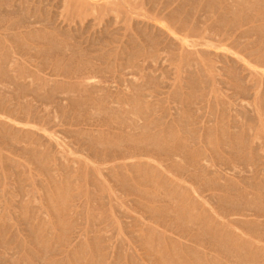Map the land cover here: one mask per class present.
Returning a JSON list of instances; mask_svg holds the SVG:
<instances>
[{
    "label": "rangeland",
    "instance_id": "374dc122",
    "mask_svg": "<svg viewBox=\"0 0 264 264\" xmlns=\"http://www.w3.org/2000/svg\"><path fill=\"white\" fill-rule=\"evenodd\" d=\"M17 1L18 0H11V1L10 0L9 1L8 0H0V10L3 12L4 9H7V10L12 9V7L16 4L15 2H17ZM38 1H40L41 3ZM107 1H111V0H100V1L99 0L98 1L97 0H79V1L78 0H76V1L70 0L69 2L68 1L64 2V0H47V1L46 0H29V1L28 0H19V4L15 5L14 6L15 8L13 7V9L16 10V8H19L18 7L19 5L21 6L20 7L21 11L19 12L17 10L18 13H16V15L21 13L22 11L24 12V10H26L25 11L26 13L25 12L21 13L23 18L28 16V19L25 18V20L26 19L27 20L33 19L34 15L37 16V17L36 16L34 17V19L36 18V20L38 18H40V19L42 18L43 21H44V19L47 21V19L49 18L48 21L50 22L51 18L54 19L53 17H56V19H55L56 21L58 20L57 22L56 21L54 22L56 24L50 25V23L48 21L46 22V24H44L45 21L43 23V21H41L39 19L42 23L37 24V28L40 27L42 29L44 27L43 30H45V28H46V31L45 32L41 31V34L44 33V35H46L48 33L46 35L47 37H45L44 39L42 38L44 36L41 37L42 40H40V42L39 41L36 42L35 38H34L35 40L31 39L32 37L29 38L28 37L29 35L26 37V34L23 33L24 31H22L24 29L23 27L20 29H19V27H17L18 29L16 28L15 30L14 29L13 30H5L4 29L8 24L10 25V24H13L15 22H18L20 20V18H22L21 14H20V18H19V16L16 17L14 15L15 13L12 15V16L16 17V19H17V21H14L13 23H12V20H14L13 19L14 17L11 18V16H8V18L10 17L12 20L8 19V18L6 20H3V21L0 20L3 23H5L4 28L0 29V36L3 38L1 44L2 45L4 44V46L1 47V49H2V51L5 49L7 50V48H8V50H11L12 52L11 51H9V52L14 53L20 59L23 66L25 67V69L27 68L26 72H28L30 75H32L31 77L34 76L33 78L28 77V79H26L27 81L25 80L26 83L30 79L33 80L34 82H36V81L40 80L42 77H44L43 80L53 79V82H51V83L44 81L46 85L44 84L42 79L40 80L46 87L41 86L42 87L41 90L39 89L38 91L39 92L42 91V92L39 95L35 94L36 98L34 97L31 99L30 96L32 97L33 96L32 94L27 95V96H29L27 98L26 96H24L22 94H18L16 91L9 93V96H8L9 99H7V101H6L7 106H11V105L13 106L14 105L16 107L18 104V106H20L22 109L19 108V110H16V111H18L16 113H15V111L13 113L11 111L9 115H8L9 112H7V111H6L7 113L6 112H0V121L2 123H4V124H2L0 122V131L3 132V133H0V135L2 134L3 136H5L4 134L6 133V131L9 128H11L6 133L7 137L6 136L3 137L2 135L1 136L3 138L0 137V245L3 246L2 248H0V264H36V263L37 264H45V262H46V264H49V263L51 264V262L53 264H67L68 262H69V264H76V263L77 264H88V263L89 264L90 263L91 264H101V262H102V264L103 263L104 264H136V263L137 264H139V263L140 264H168V263L171 264V261H172V264H180V263L181 264H189L190 262H191V264H201V263L204 264L203 263V262H205L204 258L208 262H210L211 264H222L221 262H223L225 264H231V263H229L231 260L235 264H236V262H237V264H240V263L241 264L242 263L243 264H246V263L247 264H251V263L264 264V253H261V251H259V249H258L261 245L264 246V240H263L264 238L262 240L260 239L264 236V233H263L264 228H262V227H264V224H263L264 207L262 208V205L258 204L261 201L264 203V196H263L264 195V187H262V186H264L263 185L264 184V60H263L264 59V49H261V48H264V45H263L264 40H262L264 38L262 36H264V35H261V34L259 35L258 31H256L255 32L256 35L254 34L253 36L248 37L246 40L244 39L245 41L248 40L247 41L248 44H246V45H248L249 48H248V46L246 48L245 45L236 46V44H233L232 39H234L235 35L232 38H230L229 40L225 39L224 40L225 42L223 43L222 36L225 33H222V32H224L223 31L224 29L222 27H219L221 25L220 24L221 21L218 19H220V18H218V19L215 18L214 20L216 22L213 20H211V21L205 20L206 22L210 21L208 23L202 22V21H204V18L207 17L206 15H210L207 10L205 12V10L202 8L203 5H205L206 0H203V1L198 0L201 2L200 4L197 2V0H195L196 3L198 4V6L200 7L198 9H197L198 6L195 2L194 3L190 2L188 4V6L187 5L184 6V7H187L188 9H189V7L191 8V6H192L191 9L196 8L197 11H199V10L201 11L203 9L202 12H204V13L202 15H201L202 12L197 13V11H195L196 9H193L194 11L193 10L190 11L191 9L188 10L187 8H183V10L178 14V16H180V14H181L180 17H177V15L175 17H173L174 19L177 18L176 19L177 21L174 20L172 18V16L170 19L169 15L168 16L167 15H164V16L152 15V16L148 17L145 15V14H147L145 9L143 8L144 10H142L140 8V6L134 7V8L137 11L142 10V12H140L141 14H139V15L131 14L130 15L131 17H128L129 18L128 19V18H126V15H124L125 13H122L119 11L124 10V7H132V6H130L128 3H127V5L126 4L119 5L117 3L106 4ZM144 1H145L144 7L149 8V6H150L149 0H144ZM157 1L159 2L161 0H157ZM220 1L223 2L224 0H220ZM35 2H36V4H35ZM80 2L83 4H81ZM88 2L103 3L104 7L100 8V9L98 8L99 13L97 11L94 12L92 10H91L92 11L91 12L89 10V3ZM37 3H39V6H37L38 5ZM73 3H76V4L74 5ZM71 5H73V6H71ZM4 6H5V8H4ZM24 6L29 7V9L28 8L25 9ZM31 6L33 8H36V10L38 8L39 9L41 8V9L38 10V12L37 11L35 12V9L33 11ZM42 7H44V9H42ZM76 7H77V10H76ZM110 8L114 9L115 11H106V9L109 10ZM22 9H24V10H22ZM44 10L45 11L48 10L47 13ZM27 11H29L28 13H30V11H31L32 14H33V12L37 13V14H34V15H32V17H30L31 15L30 16L27 15L28 14ZM79 11H81V12H79ZM185 11L189 12V13H186ZM41 12L42 13L45 12L47 14L46 15L47 19H46V17L43 18V16H45V15H42ZM182 12H185V13H182ZM193 12H195V13H193ZM1 14L3 15L5 13H1ZM23 14H25L27 16L24 17ZM56 14L58 16H56ZM186 14L188 16L190 14V16L188 17ZM191 14H194L195 17H197L198 22L196 21L197 20L196 18H192V17H194V15H191ZM204 14H206V15H204ZM184 15H186V16H184ZM200 15H201V17H203V15L205 16V17H203L202 21H200L201 20ZM198 16H199V18H198ZM29 17H30V19H29ZM96 17L102 18V20L97 21ZM167 17L169 18V20H167ZM130 18H133V19H130ZM190 18L193 20L195 19V21L197 22V25H195L196 22L195 21L192 22V20H190ZM257 18L259 20H257ZM257 18H255V20H257V22H255L256 24L257 23H262V24L264 23V19H263L264 15L263 14L262 15L260 14V16H258ZM110 19H112V20H110ZM186 19L189 22H187ZM7 20H10V21H8V23L6 25ZM107 20H109V21H107ZM261 20H262V22H261ZM95 21H96V23L94 24L93 22H95ZM136 21H139L137 25H136ZM212 21L214 22V24H212L213 23ZM107 22H108L109 26L107 25ZM111 22H113V25H110V24H112ZM191 22L193 24H191ZM180 23H182V24L180 25ZM216 23H218V25H217L218 26L217 28H219V29H217L218 32H217V30H214V28H216V26H210V25H216ZM2 24H1L0 28L2 27ZM42 24H44L45 26L47 25L48 27L50 25L52 27H51V29H49V28L43 26ZM198 24H200V25H198ZM202 24H204V25L210 24V25H207L208 27L202 30L201 28L204 27V25H202ZM54 25L55 26L57 25V27H53ZM81 25H83V26H81ZM103 25H104V27L105 26L106 27L103 28ZM175 25L177 27H180V28H177ZM178 25H180V26H178ZM59 26H61V27H59ZM89 26H90V28H89ZM186 26H187V28H186ZM188 26H190V29H191L190 31H189ZM193 26H195V27L193 28ZM69 27H71V28L69 29ZM86 27L90 31L87 30V32H86ZM224 27H225V25H224ZM54 28H56V29L53 30L54 31L53 32L52 29H54ZM61 28H63V29H61ZM72 28L77 32L73 31ZM175 28H177V29H175ZM198 28H199V30H201V33L204 30H205V32H203V34H201L197 30ZM210 28H212L211 30H214L212 32L213 36L211 34L209 35L210 32H208V31L210 30ZM220 28H222L223 30H221ZM226 28H229V27H227V25H226ZM80 29H83V30H80ZM99 29H101V30H99ZM102 29H106V30L108 29L107 31L109 33L106 30H102ZM67 30L70 32H68ZM97 30H98V32L99 31L100 32L98 33ZM192 30L194 31V33H192ZM219 30H220V32L222 31L221 32L222 34L219 32ZM226 30H229L232 33L233 29H231V30L225 29V31ZM61 31L62 32L65 31V34H66V32H67V34L64 35V34H62ZM102 31H106L108 33V35L110 34V36L113 32H115V31L116 32L113 33L111 37H109L107 35H106L107 36L106 37L104 34H107V33L103 32L104 33L103 34ZM84 32H85V34H84ZM15 33L16 34L18 33L17 36L19 34H21V35L23 34L22 37H24V38H22L21 35L18 37H20L22 40H19L18 37H15L19 40V41L17 40L18 43H20V41H21V43H20V45L17 43V46L15 44L16 47L14 49V45H12V44H14V42H12V40L14 41L16 39H12V36L11 37L8 36V38H10V41H9L7 38V35H12ZM78 33H80V34H78ZM90 33H91V35H90ZM97 33L99 35H97ZM190 33H192V34H190ZM207 33H208V35H207ZM81 34H83V35H81ZM198 34L200 35L199 37H197V36L194 37V35H198ZM80 35H81V37H80ZM99 36L100 37L103 36V37L99 38ZM149 36H150L151 40L149 39ZM203 36H206V38H202ZM207 36L209 38L210 37H212V38H210V40H209V38H207ZM91 37H93V39ZM154 37L156 38V40H154ZM216 37H217V39H216ZM27 38H29V41ZM48 38H52V39L50 40ZM56 38L58 39L57 42L59 41L58 43L55 40ZM61 38L65 39L66 41L62 40ZM87 38L89 39V42H88ZM105 38H107V39H105ZM131 38L133 39V41L135 40L136 43L134 41V44H133V42L131 41L132 40ZM164 38H166V39H164ZM258 38H260L262 41ZM23 39H25V40L27 39L26 40L27 43L25 42L26 44L23 42L24 41ZM45 39H46V41L48 39V43L47 42L44 43ZM60 39L62 41H64L63 42L64 44L60 42L61 41ZM147 39H149V40L147 41ZM170 39H171V41H170ZM172 39L174 41H172ZM257 39L259 40L258 43H257V41H258ZM33 40L35 43H33ZM90 40H92V41H90ZM100 40H101V42H100ZM104 40H105V42H104ZM126 40L131 41V42L127 41V43L129 45L126 43ZM219 40L222 42L219 43L220 42ZM17 41H15V43ZM51 41L54 42L53 46H52L53 43L51 44ZM72 41L77 42V43L80 42L81 44L79 43V46H76V49H75L73 47H75L76 43H74L75 44L74 46H72L73 44L71 45L70 43H67V42L73 43ZM96 41H97V44H96ZM154 41H156L155 44L157 46L154 44ZM193 41H208L210 44L195 46V45H193ZM10 42H12V44ZM55 42L57 44L60 43L61 44V45L59 44L60 47H58L59 45H57ZM147 42H149L150 45ZM249 42L251 44H249ZM105 43H107V44H105ZM151 43H153V44H151ZM170 43H171V45H170ZM259 43H260V45H259ZM22 44L26 45V47L28 46V48L25 49V47H23ZM30 44H32V45H30ZM34 44H35L36 49H37V47L40 46L37 50H39L40 53H43V54L38 53L39 51L37 52L36 50H35V52L31 51V49L33 51L35 49ZM45 44L47 45L46 46L47 48H45ZM55 44H56V46H55ZM69 44L72 46V49L69 48V46H70ZM88 44L91 47L88 46ZM94 44H96V45H94ZM112 44L114 46H112ZM123 44H124V46H123ZM253 44H255V45H253ZM18 45L20 47L21 46L23 47V48L22 47L21 48L25 50L24 52H26V51H28V52L24 53L22 49L18 50V49H20V47ZM29 45H30V47H29ZM48 45H50V46H48ZM168 45H169V47H168ZM172 45H173V47H172ZM63 46L66 48L68 47L69 49H65V48H63ZM134 46H136L137 48ZM151 46L154 48H157L153 52L154 54L159 55L158 59H157L158 61L155 60L156 62L150 58V56L151 57L155 56L153 53H151L152 55L149 54L150 52H152V49H150ZM233 46H236V47L234 48ZM243 46L246 50L247 49H249V50L248 51L242 50L241 48H243ZM251 46H253V48ZM261 46H263V47H261ZM41 47L43 49L45 48L46 51L49 48L48 52L47 53H44V51L41 52L43 50ZM56 47H57V49H56ZM79 47H81V48H79ZM89 47L91 48L92 51L91 50L87 51V50H89L88 49ZM117 47H118V49H117ZM138 47H139V51H137ZM77 48L80 52L82 51V53L83 52L85 53V55H83L81 59H80V57H81L80 55L79 56L77 55L78 57L76 55L74 56L73 49H75V51H77V54L80 53V52H78ZM124 48L127 50H125ZM50 49H52V50H50ZM53 49L55 50V53H57V54H58V52L60 53L62 50L63 51L61 53L66 52V50H68L66 52L67 54L65 53V55H64L65 56L64 58H66L67 60H65V62L62 61V62H64V64L62 62L58 61V59L60 60V57H62L60 54H58V55H60L59 57H56L58 55L55 56L54 52H51V51H53ZM83 49H84V51H83ZM116 49H117V51H116ZM134 49H135V52L136 51L139 52V54L136 52L137 53L136 57H135L136 53L134 52ZM148 49H150V51ZM199 49L201 52H199ZM69 50L70 51L72 50V52H70ZM141 50L142 51L144 50V52H142ZM238 50H240V51H238ZM241 50H242V52H241ZM256 50H259V51H257L258 53L256 52ZM15 51H18V53L20 55L16 54L17 52H15ZM20 51H21V53H20ZM30 51H31V53H30ZM22 52H23V55L25 54V56H21ZM50 52H51V54H53L52 56L54 57V60H53V57H51V55L49 54ZM68 52H69V54H68ZM132 52L135 55L132 54ZM155 52H158V53H155ZM191 52H193V53H191ZM203 52H205V53H203ZM27 53L30 55H28ZM34 53H35V55H34ZM70 53H71V55H73L75 57V58H73V60H75L76 62L70 60V59H72L71 57H73L70 55ZM128 53H130L129 57L131 58V61L129 60L130 58L127 57ZM248 53L253 54L252 56L250 54L251 58H250V56H248ZM31 54H33V55L31 56ZM46 54H48V56ZM75 54H76V52H75ZM86 55H87V59L85 58ZM100 55H102V56L100 57ZM130 55H134V57L130 56ZM30 56H31V58H30ZM68 56H71V57H68ZM139 56H141V58ZM76 57L78 60H76ZM83 57L86 60L83 59ZM92 57H95V58H92ZM132 57H133V59H132ZM42 58H44V59L47 58V59L51 60V63L49 60H48L49 62L46 63L45 60ZM88 58H89V61H87ZM107 58H109V59H107ZM142 58H143V60H142L143 65L141 63H139V61H141ZM194 58H197L198 61H197V59L195 60ZM257 58H259L257 60V62L260 61L258 63L255 62V59H257ZM93 59H94V61H93ZM97 59H98V61H97ZM125 59H127V60H125ZM150 59L153 61L152 63H150ZM261 59H262V61H261ZM41 60H43V61H41ZM55 60H57L58 62ZM90 60H92V61H90ZM35 61H37V62H35ZM40 61L42 62L41 65H40ZM68 61H69L70 68L72 66L71 69H74V67H77L76 63L78 61H80V62H78V66L80 65L79 67H81V68L83 67L82 69H87V68L91 69V66L93 69H97L96 67H99V66L102 69L104 68L102 70L99 67L98 72H95V75L101 76V77H97V78H102V77H107L110 79L114 78L115 82L113 83V85L116 84L117 88L115 87L116 89H113L114 87H112L113 91H112V89L107 90V92L101 91L100 93H102L103 97H104V95H106L104 97L105 99L103 98L102 101L100 99L102 96L98 92H97V95H95L96 94V92H95V94L94 93H93L94 95L91 94L89 96V98L88 97L84 98L85 103L83 101H80V103L83 102V103H81L83 106V107H81L82 111L80 108H78L79 109L78 110L76 106L71 104L72 103L70 101L71 99H66V100L64 99L63 101L61 100V102H60V100L57 99V101H56V100H54L56 98H53V100L55 102L52 101L51 96L48 92L50 87L56 85L57 84L56 81L60 83L63 81L68 82V80H69L63 74L64 73L63 69L65 70V68L67 67V66H65V64H67ZM188 61H190V62H188ZM191 61H193L194 63H192ZM71 62H73V63L75 62L74 66L72 65L73 63L70 64ZM89 62H92V65H91V63L89 64ZM93 62L97 63L99 65H97V64L94 65ZM127 62H129V63H127ZM54 63H56V64H54ZM133 63H134V65H131ZM190 63H192V65ZM46 64H47V66H46ZM52 64H54L53 67H52ZM140 64L142 65L143 68L141 67ZM43 65H45V66H43ZM136 65L138 67H136ZM58 66H59L60 71L58 69ZM61 66L64 68L61 69L62 68ZM192 66L193 67L196 66V67L193 69ZM197 66H198V70H200V72H202V74L200 72H198ZM234 66H235L236 73L231 72L232 69H233L232 71H235L233 68ZM200 67H203L204 69L200 68ZM226 67L229 69H227ZM53 68H54V70H53ZM33 70L36 73H34ZM191 70H195L197 72L194 73V71H191ZM57 71L60 72V74ZM104 71H105V74H107V75H105L103 73ZM134 72H136V74ZM190 72L191 73L193 72L195 74V77L197 76L196 78H199V79H196L194 77V80L196 79L198 81V85H197V83H195L197 81L193 80L194 75L191 74ZM238 72H239V74H238ZM249 73H251V74H249ZM38 74L41 76L39 77ZM130 74H132V75H130ZM53 75H55V76H53ZM188 75L192 76V77H190L191 80L189 79ZM202 75L204 76L203 78H201ZM237 75H239V76H237ZM240 76L242 79L239 78ZM205 77L207 78V80ZM210 79H212L213 81ZM22 80H24V79L22 78ZM31 80L27 84H29L30 86H34L32 88L38 87V85H39V87H40V85H43V84H39V81L37 82L38 85L36 83H33V82L31 83ZM130 80H131L132 84H131V82L129 83ZM203 80H204V82H203ZM134 81H136V82H134ZM119 82L128 84V88L126 87V85L120 84ZM47 83H49V84H47ZM51 84H52V86H51ZM140 84H141V86H138ZM145 84H149V85L146 86ZM130 85L131 86L133 85V87H131ZM134 85L139 90L141 87H143V88H141V90L138 92L136 87H135V89H133ZM170 86H171V88H170ZM44 89L46 90V92ZM47 89H48V91H47ZM14 90H16V89L14 88ZM135 90L137 91V93L135 92ZM155 90H156V92H155ZM196 90H198V92ZM120 91L122 93L124 91V93H123L124 95L120 94ZM152 91H154V92H152ZM178 91L180 92V94H179L180 96L177 93ZM14 92H15V95H14ZM104 92H106V93H104ZM113 92H114V95H113ZM127 93H129L128 96H127ZM139 93L142 95V97H141V95L139 96ZM151 93L154 95H152ZM171 93H173V94H171ZM42 94H44V95H42ZM98 94L101 97H99ZM130 94H131V96H129ZM134 94L138 95V96L135 95V97H137L135 99L133 97ZM148 94H151L152 96L151 95L148 96ZM181 94H182V96H181ZM190 94H193L195 96L194 97L192 95L189 96ZM125 95L127 96L126 97L127 99H125V102H124L122 99H124ZM40 96H42V98ZM45 96H47V99H49V96H50V99L46 100ZM76 96H78L77 97L78 99L80 98L79 95H76ZM76 96L71 95V97H74V98H76ZM107 96H108V98H107ZM113 96L116 98L114 99ZM121 96H122V98H121ZM144 96H145V98H144ZM146 96H148V97H146ZM177 96L181 97L180 99L178 98L179 102L177 101ZM93 97L94 98L97 97L99 100L97 101L96 100L97 98L93 99ZM106 98H107V101H106ZM142 98H144V99L142 100ZM81 99H83V96L80 98V100ZM91 100L92 101L96 100L99 107L96 103H92ZM126 100H128L127 103H126ZM132 100L134 103L130 102ZM24 101L27 103L25 104ZM99 101H101V102H99ZM150 101H151V103H150ZM28 102H30V104ZM144 102L146 103V105L143 104ZM19 103H21V104L24 103V104L19 105ZM102 103H104V104H102ZM85 104L86 105L89 104V105L86 106ZM105 104H107V105H105ZM111 104H112V106L116 105L115 108L110 107ZM118 104L121 105V107L124 106L123 107L124 109L119 108V109H121V112H119L118 109L116 108V107H119ZM148 104H149V106H147ZM193 104H194V106H193ZM205 104H207V105H205ZM23 105L27 108V110H25ZM28 105H30V107H33V108L28 107ZM72 105H73V107H71ZM91 105L93 107H91ZM95 105L97 106V108ZM142 105L145 107H143ZM180 105H182V106H180ZM231 105H233V106H231ZM108 106L110 107V110L113 109L111 111L112 113L111 112L107 113V112H109V111H107V110H109ZM152 106H154V107H152ZM177 106H180V109ZM240 106H242L243 108ZM246 106H248V107H246ZM105 107H107V108H105ZM129 107H131L132 110ZM29 108H30V110H29ZM98 108L103 109V110H99L100 111L99 112ZM188 108H190V109H188ZM235 108H238V110ZM246 108H248L249 110ZM114 109L116 110L115 111L116 113H120V114H118V117H121L120 115H122V113L125 112L126 116L124 114H123V116L126 117V118L125 117L124 118L127 121L123 117H122L123 119L116 118L117 117L115 115L116 113L113 112ZM135 109H137L138 111L136 112ZM147 109H148V111L149 110L150 111L148 112ZM182 109H184V110L181 111ZM239 109H241V111H243V112H246V115H244L245 113L244 114L241 113L242 116L240 114H237V113H240V112H237V111H240ZM124 110H126V111L129 110V111L126 112ZM78 111L81 112V115L79 114ZM132 111L134 114L136 112V114L139 116L137 117V115H134L132 113ZM140 111H142V112H140ZM250 111H252V112H250ZM101 112L105 113V114L99 115V114H101ZM174 112H176L177 114L180 112L179 114L181 115L180 116L181 120L179 118H177L179 116ZM183 112H185L184 115H183ZM25 113H27V114L29 113V114L27 115ZM82 113L84 116L82 115ZM85 113H87V114L85 115ZM88 113L91 115L89 117H85V116H88ZM113 113H115V114H113ZM146 113H147V115H146ZM249 113H250V115H249ZM23 114L26 115L27 117L24 116V118H26V119H23V121H20V120H22V119H20V117L23 118ZM93 114H95L96 116ZM97 114L99 116H102V119H101V117L98 118L99 116ZM111 114H113V115L111 116ZM11 115L12 116L14 115L13 118ZM92 115H93V119L92 118L89 119L90 117H92ZM29 116H30V118H29ZM94 116H95V119H94ZM114 116H116V117H114ZM162 116L163 117L166 116L165 119ZM248 116L251 117L250 120H249V118H247ZM38 117H39V120L37 121L36 119H38ZM139 117H140V119H139ZM189 117H191V120L189 119ZM198 117L199 118L201 117L203 119L200 118V120H199ZM132 118H136V119L132 120ZM144 118H147L146 122H145ZM171 118H172L173 122L171 121ZM253 118H255L257 120H255ZM41 119H42V121H45V120L53 121L52 127L50 129L41 128V125H40V124H42ZM160 119H162V120H160ZM129 120L133 122L132 123L133 127L130 125L131 122ZM164 120H166V121H164ZM174 120H175V122H174ZM183 120H185V121H183ZM251 120H253V121H251ZM47 121H45V122H47ZM89 121H91V122H89ZM92 121H94V122L92 123ZM99 121L102 123V125L100 123H98ZM138 121L140 124H138ZM161 121H164L166 124L164 122L161 123ZM186 121H190V122L186 123ZM107 122H109V123H107ZM157 122L158 123L160 122V125H162V126H160L159 124H156ZM179 122H182L181 125H179ZM193 122H195V123L192 124ZM201 122L203 124H201ZM235 122H237V123H235ZM110 123H111V125H109ZM147 123H148V125H147ZM151 123H152V125L156 124L155 127H153L151 125ZM183 123H186L187 125H189L190 126V127L188 126L189 129L187 127H185V124H183ZM135 125H137V126H135ZM144 125H146V128H144L145 127ZM164 125H166V126H164ZM173 125H175V126H173ZM235 125H237V126H235ZM142 126H144V127H142ZM202 126L204 127V131L202 130V128H203ZM140 127L144 128V129L141 128V132L139 130ZM160 127L162 128V131H161ZM176 127H178V128H176ZM15 128L19 129V130L16 129L15 132H16V134H20V136L15 134V132H14ZM90 128H92V129H90ZM107 128L111 129V132L109 130V134H111V135H108ZM120 128H121V130H120ZM130 128H132V129H130ZM135 128L136 129L138 128V130H136ZM149 128L151 130L153 129V131H151ZM186 128H187V130H186ZM196 128H197V130H195ZM200 128H201V131H200ZM5 129H7V130H5ZM93 129L96 132H94ZM114 129H115V131H114ZM123 129H126V130H123ZM159 129H160V131H159ZM175 129H176V131H175ZM24 130H26V131H24ZM27 130H30L32 132V134H35L34 135L35 137H32L31 132L27 131ZM117 130H120L121 132L120 131L119 132L122 135H126V136L130 132L137 131V132H135L136 134L138 133L137 140H135V143L134 142L130 143L127 141L126 143H129V146H128V144L125 145L126 144L125 140H123L122 138H125L126 136L125 137L122 136V138H121V135L119 133L120 137H118L117 136L118 135ZM122 130L125 132V134ZM144 130H146L147 135H150L151 137L159 136V135L162 136V137H160L161 142L163 141L164 145L167 144L165 146L166 150L165 151L164 150L159 151V150H156V148H154V147H150L148 151H145V153H148V154L143 155L141 157L127 158V159H123V158L115 159L116 158L115 156H118V154L120 156V153H121V155L122 154L125 155V154H127V152L129 153L130 151H132L130 153H138L139 148H137V144H138V141H140L139 135L142 132H144ZM155 130L156 131L158 130L159 132H156ZM85 131H87V134ZM97 131L98 132L100 131L101 133L100 132L98 133ZM172 131H173V133H172ZM188 131H190V132H188ZM221 131H222V133H221ZM11 132H13V133H11ZM74 132L77 134L76 136H73V134H75ZM88 132H92L91 135L94 138V139H92V144L88 143L90 141L89 139H86V138H89ZM162 132H164V133H162ZM184 132H188V133L186 134ZM228 132L230 134H228ZM8 133H11V134L9 135ZM29 133H30V135H29ZM94 133H96V134H94ZM102 133H104V134H102ZM151 133H152V135H151ZM171 133L173 136L171 135ZM190 133H192V137L190 136L191 135ZM212 133H213V135H211ZM220 133H221V135H220ZM21 134H22L23 139L21 137ZM106 134H107V136H106ZM165 134H168L167 137H169L170 135L172 137L170 136L168 139ZM193 134H194V136H193ZM102 135H104V136L102 137ZM163 135H164V137H163ZM182 135L185 137H183ZM188 135H189V138H188ZM223 135H226V137L228 138V139H226L227 143H225L226 141H225V139H223ZM30 136H31V138H28ZM40 136L42 137V139L37 144L36 140H39L38 137H40ZM214 136H215V138H214ZM9 137H10V140H9ZM4 138H6V139H4ZM18 138H20V139L18 141H16V139H18ZM34 138H37V139L33 140ZM44 138L45 139L47 138L48 140L49 139L52 140L53 145L48 144V146L46 148L47 144L44 143L45 142ZM163 138L166 140H164ZM170 138H172V139H170ZM190 138H192L191 140H193V141H191ZM235 138H237V139H235ZM26 139L30 140V141L28 140L29 143H27V141H25ZM97 139L100 141H97ZM109 139H110V141H109ZM116 139H118V141ZM4 140L7 142H4ZM8 140L10 142L14 141L15 142L14 144H13V142H11L14 146L10 145L11 143H8L9 142ZM113 140H114V142H112ZM171 140H175V142L174 141L171 142ZM196 140H197V142H196ZM229 140H232V141H229ZM33 141H36V142H34V144L37 145V148H36V145L34 147V144L32 143ZM85 141L86 142L88 141V142L86 143ZM119 142H120V144L122 143L121 145H124V146H121L119 144ZM173 142H174V144H173ZM192 142H194L193 143L194 145L192 144ZM235 142H237V143L235 144ZM4 143H6V145ZM40 143H43V144H40ZM94 143L95 144L97 143V145L99 143L100 147L96 148L97 145H95ZM100 143H102V144L105 143L103 145V148H105V146L107 145L105 150L102 148V146H101L102 144H100ZM238 143L241 145L243 144L242 146H244L245 148L244 147L241 148V145H239ZM29 144H30V146H29ZM44 144H46V145H44ZM227 144H228V146H227ZM15 145H18L17 147H19L21 145L22 147L20 146L21 148L19 147L17 149V147H15ZM31 145H32V147H31ZM42 145H44V146H42ZM28 146H29V149H28ZM116 146H118L120 149L119 148L116 149L117 148ZM222 146H225V147H222ZM234 146L235 147L237 146L236 148H233L234 150L230 149V147L232 148ZM14 147L17 149L16 151L14 150L15 149ZM48 147H49V149H48ZM94 147H95V149H94ZM111 148H112V150H111ZM122 148L126 149V150L124 149L126 151V153L124 152V150ZM195 148H196V150H195ZM237 148H238V150H237ZM240 148L241 149L244 148V149L240 150ZM21 149H23V150H21ZM40 149L43 151L42 153L40 152L41 151ZM134 149H135V151H134ZM175 149H176V151H175ZM34 150H37V151L39 150L38 153L40 154V156ZM47 150H48V152H47ZM95 150L97 152H99V154H97V152ZM152 150L153 151L155 150L153 152V154L151 153ZM192 150H194V151H192ZM228 150H229V152H228ZM231 150L234 153L236 152V156L233 157V155H235V154H233V152H231ZM19 151L21 152V154ZM93 151L95 152L94 154H93ZM167 151L170 152V154H169L170 156L168 154H166ZM188 151L190 153L189 155H188ZM29 152H30V155H29ZM50 152H51V155L48 154ZM164 152H165V154H163ZM182 152L184 154H186V156L184 154H182ZM26 153H27V155H25ZM34 153H37V154H35L36 159L35 158L33 159L34 156H32V155H34ZM109 154H110V156H108ZM111 154H114L113 155L114 157H111ZM162 154H163V156H162ZM244 154H245V156H244ZM95 155H97V156H95ZM205 155H207V156H205ZM188 156H189V158L187 159ZM27 157H29V159L32 158V160H29ZM103 157L106 159H104ZM205 158L208 159L209 164H210L208 166V169H206L207 167H203L200 164V163H202V159H205ZM37 159H38V162H37ZM113 159H115V160H113ZM177 159L182 164L179 161H177ZM146 160H148V161H146ZM138 161H142L143 163L146 162L144 164L145 165L147 164V166H145V165H143L142 167L136 166L134 169H131L130 167L120 168L118 165L120 163L121 164H132V163H135ZM150 161H151V163H150ZM168 161H170V162H168ZM171 161H173V162H171ZM183 161H186V162L183 163ZM39 162H42V163H40V166H39ZM165 163H168V164L165 165ZM225 163H226V165H224ZM185 165H187L189 167H187ZM144 166L146 167L145 169H144ZM229 166H230V168H232L234 166H237V167L245 166L247 172L244 173L243 176L239 177L240 175L237 173L238 174V176H237V174H235V172L232 170L231 171H225V170H230V168H228ZM83 167H85V168H83ZM192 167L194 168L193 170L191 169ZM46 168H47V171L49 172V173L47 172V174H45ZM49 168L52 171L48 170ZM77 168H78V170L76 171L75 169H77ZM108 168H110V169H108ZM140 168L142 170H145L144 173L142 172V170ZM218 168L220 170H218ZM224 168H226V169H224ZM85 169H87V170H85ZM88 169H89V172H88ZM90 169H92L93 172H95L94 174L96 176L93 175V172ZM138 169H140V170H138ZM198 169H200V170H198ZM210 169H211V172L208 171V173H206L207 170H210ZM83 170H85V172ZM127 170H128V172H126ZM212 170L216 171V172L219 171V172L214 173V172H212ZM82 171L85 174H83ZM117 171H119V172L121 171L120 174H119V172L117 173ZM131 171H132V173H131ZM190 171H191V173H190ZM50 172H51V174H50ZM80 172H81V174H80ZM122 172H123V174H121ZM196 172H199V173H196ZM231 172H234V173H231ZM52 173H54V174H52ZM124 173L127 175H125ZM111 174L113 175V177ZM248 174H249V176H248ZM144 175L146 176V178H144L145 177ZM147 176H148V180H146ZM213 176H214V178H213ZM224 176H225V178H224ZM250 176H251V178H253V179L250 178V180L253 181L252 184H251V181L249 179H246L247 177L249 178ZM142 178H143V180H142ZM159 178L161 179V182L158 181V180H160ZM95 179H98V181L100 180L103 185L100 184V181L96 182ZM242 179H244L243 182H245V183L242 182ZM128 180L130 181V183L128 182ZM221 180H223V181H221ZM143 181L146 182V183H144V185H142ZM147 181L150 185H148ZM224 181H225V183H224ZM221 183H223V184H221ZM232 183H233V185L235 184L233 187L231 186ZM249 183L254 187L250 186ZM258 183H259V185H258ZM126 184H127L126 187L123 186ZM128 184H130L132 186L129 187L130 185L128 186ZM173 184H174V186H173ZM226 184H228V185H226ZM236 184L239 186H236ZM255 185H256L257 189H256ZM96 186H98V187H96ZM104 186H106V187H104ZM235 186L240 190H238ZM135 187L139 188V190H138L139 194H138V192L134 191V190L138 189V188L133 189ZM168 187H170V188H168ZM181 187H182V189L179 190V188H181ZM98 188H99L100 192L97 190ZM100 188H103V189H101L102 191L105 189L104 192H102L100 190ZM130 188H132V190ZM186 188H188V189H186ZM231 188L233 189V192H231L232 191ZM234 188L236 191H238V193L235 192ZM241 188H243V190ZM80 189H82L81 192H80ZM140 189H143V190H140ZM54 190H56V192H54ZM216 190L219 191V195H221V194L222 195L221 196L217 195L218 191H216ZM97 191L99 192L100 196L102 195L101 198L99 196V199H97V197H96V196H98ZM249 191L254 193V194L251 195L252 193H250ZM59 193H60V195H56ZM92 193L94 194L93 196L89 195ZM176 193H179V194L176 195ZM231 193L233 195H231ZM68 194L70 195V196H68L69 199L67 197ZM258 194H260V197ZM141 195H143V196H141ZM234 195L236 198H238L237 200H242V199L243 200L237 201L238 203H236V200H235L236 198L234 197ZM57 196H58V198H57ZM61 196L62 197L64 196V197L62 198ZM94 196L96 198H94ZM103 196H105V197H103ZM173 196H175V197H173ZM222 196H223V198H222ZM231 196H232V198H231ZM248 196L249 197L251 196L253 198H251V197L249 198ZM255 196H256V198H259V200L260 199H263V200L259 201L258 199L255 198L257 200L256 201L254 199ZM239 197L240 198L243 197V198L240 199ZM102 198L105 199L106 201L102 200ZM93 199L97 200V204L95 202L96 200H93ZM225 199H226V202L224 201ZM228 199H230V201H233V204ZM249 199H252L253 201H250V202H253V203H250L248 201ZM20 200H22V201H20ZM23 200H24V203H23ZM227 200L232 205H234L236 203V206L239 207L240 209L237 208V211H236V208L235 209L234 208L232 209V207L230 208V206H229L230 203ZM244 200H246L247 202ZM25 201H26V203H25ZM99 201L102 204L99 203V205H98ZM223 201H224V203H223ZM105 202L107 203V205H105ZM137 202H138V204H137ZM239 202H244L243 205L241 204L245 208V209H242L243 212L241 210L242 206L240 205ZM82 203H83V206H82ZM145 203H146V205H145ZM246 203H247V205H246ZM256 203H257V205H256ZM95 204L98 205V208ZM103 204L105 207H103ZM163 204H164V206H162ZM226 204H228V205H226ZM237 204H239L241 207ZM248 204L250 205L249 206L250 209L248 207ZM68 205L71 207H69ZM94 205H95V208H93ZM100 205H102V206H100ZM254 205H256V206H254ZM38 206L40 208H41V206H46V207H43L42 209L39 210ZM76 206H78V207H76ZM245 206H247L248 209H246L247 207H245ZM34 207H35V210H34ZM221 207H223V208H221ZM254 207H256V208H254ZM91 208L93 209V211L91 210ZM106 208H107V211H106ZM224 208L226 209L227 212H225ZM253 208L255 210H253ZM74 209L76 210V212ZM94 209H95V211H94ZM208 209L210 210V212H208L209 211ZM245 210H250V211H245ZM43 211H45V214L42 213ZM82 211L84 212L83 215H82ZM223 211L225 213H229V214H225ZM49 212H50V214H49ZM211 212L213 215L211 214ZM234 212L235 213L238 212L239 214L241 213L242 215L241 214L239 215L238 213H236L237 214L236 215ZM248 212L249 213L252 212V213L249 214ZM8 213H12L11 214L12 219L8 218V217H10V214H8ZM70 213H72V214H70ZM87 213H88V217H87ZM110 213H111V215H110ZM124 213H127V215ZM195 213L196 214L198 213V214L196 215ZM232 213H234L235 215ZM35 214H36V217H35ZM107 214H108V216H107ZM230 214H232V215H230ZM256 214L259 217L255 216ZM93 215H94V217H93ZM124 215H126L128 217H126V216L124 217ZM227 215H230V216H227ZM89 216L92 218L90 219ZM46 217H48V218H46ZM97 217H98V219H97ZM108 217H110V218H108ZM103 219H105L104 222H102ZM149 219H150V221H149ZM161 219H163V220L161 221ZM196 219H198V220H196ZM242 219H243V221H242ZM97 220L102 222V223H100V222L97 223L96 222ZM106 220H108V221H106ZM227 220H228V222H227ZM230 220H233V221H230ZM235 220L240 224L236 223ZM245 220H248L247 222L249 223L247 225V227H244V226H246V223H247V222H245ZM110 221H112L113 223H111ZM3 222H4V224H3ZM50 223L53 226H51ZM143 223L146 225H144ZM252 223H254V224L257 223L258 225L261 224V227H260V229L258 228V230L263 229L262 230L263 232L262 231H255L257 234H254L255 233L254 230H256V228L259 226H254V224H252ZM40 224H42V225H40ZM170 224H172V225H170ZM227 225L229 226L228 229H226ZM95 226H96V228H95ZM176 226H177V228H176ZM240 226H241V228H240ZM14 227H17V228H14ZM44 227L47 228L48 232ZM101 227H102V229H100ZM165 227H167V228H165ZM242 227H243V229H242ZM251 227H252V229H251ZM244 228H246V229H244ZM15 229H16V232L14 231ZM67 229H68V231H67ZM223 229H224L225 233H223V235H220V234H222ZM18 230H20V231H18ZM29 230H31V231H29ZM49 230H50V232H49ZM65 231H67L68 233ZM150 231H152L154 234L155 233L156 234L154 235ZM232 231H233V234H232ZM14 232L17 233V235H18L17 237L16 236L12 237L13 235H16ZM43 232L44 233L46 232V233L44 234ZM84 232H86V233L84 234ZM204 232H206V233H204ZM260 232H261V235L259 236ZM31 233L32 234L35 233V234L32 235ZM94 233H96L97 236H95ZM157 233H160V235L162 237L161 236L159 237V234H157ZM163 233H165V234H163ZM178 233H180V235ZM247 233H249V234H247ZM42 234L44 235L43 237H42ZM63 234H64V236H63ZM46 235H47V237H46ZM80 235H82L84 237H82ZM85 235H87V237ZM187 235H189V236L187 237ZM205 235H206V237H205ZM254 235H257V236L255 237ZM68 236H70V237H68ZM180 236H182V237H180ZM221 236H223L222 238L225 240L224 241L222 239L224 243H227L226 240H228V242H229V243L225 244V245H227L226 247H230V248L225 247L227 250H225V248L223 247L224 245L223 246L221 245V244H223V242L219 241L221 239L220 238ZM1 237H4V238H2L3 240H1ZM39 237H40V240H39ZM63 237H65V238L63 239ZM72 237H74V238H72ZM89 237H90V239H89ZM13 238L14 239L16 238L15 239L16 241ZM206 238H207V240H206ZM65 239H67V240H65ZM245 239H247V240H245ZM249 239H250V242H252V243L248 242ZM160 240H163V241L161 242ZM176 240L178 241L177 244H176ZM230 240H231V242H230ZM4 241L6 244H8V243L9 244L8 245L3 244ZM1 242H3V243L1 244ZM18 242H21V243H18ZM87 242H89V243L86 244ZM90 242H92V244ZM163 242L165 243V246H164ZM220 242H221V244H220ZM69 243H73V244H70L71 245L70 246ZM178 243H180V245ZM249 243L251 244V247H249L250 246ZM253 243L255 245L256 244L257 245L255 246ZM156 244L160 245V246H157ZM238 244L240 245V247L238 246ZM15 245H16V247H14ZM18 245L20 247H18ZM219 245H220V247H219ZM4 246H6V247L4 248ZM82 246H83V248H82ZM88 246H89V248H88ZM193 246L195 247V249ZM90 247L92 250L94 249L93 251H95L96 253L93 252L90 249ZM104 247H108V248L103 249ZM159 247L163 248V249L161 250ZM190 247L193 249V251L197 250V252L195 251L196 254H198L199 251H200V253H201V251H203L202 252V254L204 253L203 259L201 258L202 255L200 253H199V257L197 255H195V253H193V251ZM32 248L34 249V251L32 250ZM76 248L77 249L79 248V249L77 250ZM181 248H183L182 250H184V251L182 253H179L182 251ZM220 248H221V250H220ZM222 248H224V249H222ZM198 249H199V251H198ZM217 249H218V252H217ZM236 249L241 252L240 253L241 256H238L239 260H236V259H238V257H236L238 254ZM247 249L250 250V252H249L250 254L246 253V252H248ZM30 250L32 251L33 254H31ZM70 250H73L72 251L73 253ZM76 250H77V252H76ZM100 250H103V251H100ZM207 250H209V251H207ZM230 250H233L231 252L235 258H229L230 254H231ZM104 251H106V253ZM215 251H216V253H215ZM243 251L245 252V254L243 253ZM253 251H254V253H253ZM86 252L87 253L90 252V253L87 255ZM235 252H237V254ZM8 253H10V254H8ZM107 253H109L110 255H108ZM184 253H187V254L184 255ZM192 253H193V256H192ZM217 253H218V255H217ZM258 253H260L262 256L260 254L258 255ZM94 254H96L97 256ZM170 254H171V256H170ZM248 254L252 257L244 256V255H248ZM105 255H107V256H105ZM168 255H169V257H168ZM210 255H211V257L212 256H214V257L211 258ZM220 255L223 258H221ZM232 255H231V257H233ZM15 256L16 257L18 256V257L16 258ZM35 256L37 258L40 257L39 258L40 260L38 259L39 260L38 261L37 258H35ZM44 256H47V257L43 258ZM176 256H178V257H176ZM182 256H184V257H182ZM206 256H208V257H206ZM225 256H227V257H225ZM242 256L244 257V259L242 258ZM256 256H258V257H256ZM60 257L65 258V259L62 258V260L60 261L62 263H60L58 261L61 259ZM209 257H210V259H209ZM240 257H241V259H240ZM245 257H247V259ZM255 257H256V260H255ZM104 258L105 259L107 258L106 259L107 262L106 261L103 262L105 260ZM92 259H94V260H92ZM97 259H99L101 262L98 261ZM170 259H171V261H168ZM194 259H197V260L194 261ZM224 259H226V260H224ZM35 260H37V261H35ZM67 260H69V261H67ZM136 260H137V262H136ZM173 260H175V261H173ZM241 260H242V262H240ZM118 261L120 263H117ZM1 262H3V263H1ZM92 262H94V263H92ZM178 262H180V263H178ZM208 262H205V264H210ZM234 263H232V264H234Z\"/></svg>",
    "mask_w": 264,
    "mask_h": 264
},
{
    "label": "bare ground",
    "instance_id": "6f19581e",
    "mask_svg": "<svg viewBox=\"0 0 264 264\" xmlns=\"http://www.w3.org/2000/svg\"><path fill=\"white\" fill-rule=\"evenodd\" d=\"M8 1H9V0H8ZM10 1H11V0H10ZM28 1H29V0H28ZM46 1H47V0H46ZM66 1L69 2L70 0H64V2H66ZM73 1H74V0H73ZM75 1H76V0H75ZM78 1H79V0H78ZM97 1H98V0H97ZM99 1H100V0H99ZM143 1H144V0H111V1H107L106 4H108V3H109V4H110V3H111V4L117 3V4H119V5H124V4L127 5V3H128V4H129L130 6H132V7H124V10H120V11L118 10L119 12L125 13L124 15H126V18L131 17V16H130L131 14H137V15H139V14H141L140 12H142V10L145 9V11H146V13H147V14H145V15L148 16V17H149V16H152V15H157V16H160V15H162V16L167 15V16H168V15H169V16H170V19H171V16H172V18L175 17L176 15H177V17H180L181 14H180V16H178V14L183 10V8H187V7H184L185 5L188 6V4H189L190 2H192V3L195 2V3H196L195 0H161V1H159V2H158L157 0H149V2H150V6H149V8H145V7H144V6H145V1H144V2H143ZM200 1H203V0H200ZM200 1L197 0V2H198L199 4L201 3ZM21 2H22V1H21ZM38 2H40V1H38ZM44 2H45V1H44ZM147 2H148V1H147ZM147 2H146V3H147ZM149 2H148V3H149ZM15 3H16L15 5H18V4H19V0H18L17 2H15ZM40 3H41V2H40ZM70 3H71V2H70ZM78 3H79V2H78ZM80 3H81V2H80ZM88 3H89V10H90V11H91V10L94 11V12L97 11V12L99 13L98 8L100 9V8H103V7H104V6H103V5H104L103 3H99V2H88ZM148 3H147V4H148ZM192 3H191V4H192ZM202 3H203V2H202ZM204 3H205V2H204ZM1 4H2V3H1ZM4 4H5V3H4ZM4 4H3V5H4ZM10 4H11V3H10ZM35 4H36V2H35ZM37 4H38L37 6H39V3H37ZM46 4H47V3H46ZM71 4H72V3H71ZM73 4L75 5L76 3H73ZM81 4H83V3H81ZM81 4H80V5H81ZM196 4H197V3H196ZM11 5H12V4H11ZM15 5H14V6H15ZM202 5H203V4H202ZM1 6H2V5H1ZM7 6H8V5H7ZM7 6H6V7H7ZM12 6H13V5H12ZM14 6H13V7H14ZM37 6H36V7H37ZM71 6H73V5H71ZM71 6H70V7H71ZM139 6H140V8L142 9L141 11H140V10L137 11V10L134 8V7H139ZM197 6H198V4H197ZM197 6H196V7H197ZM13 7H12V9H8V10H7V9H4V8H5V6H4V8H3V9H4L3 12L0 10V20H2V21H3V20H6V19L8 18V16H11V18L14 17V16H12L14 13H15L14 15H15L16 17L19 16V18H20V14H21V13H24V12L26 11V10L22 9V10H24V12L22 11L21 13H19V14L16 15V13H18V11H19V12L21 11V8H20L21 6L19 5V6H18L19 8H16V10H14ZM24 7H25V9H27V8L29 9V7H27V6H24ZM31 7H32V6H31ZM56 7H57V6H56ZM79 7H80V6H79ZM14 8H15V7H14ZM37 8H38V7H37ZM143 8H144V9H143ZM191 8H192V6H191ZM191 8L189 7V9H191ZM198 8H200V7L198 6L197 9H198ZM202 8L205 10V12H206V10H207V11L209 12V14H210V15H206V14H204V15L207 16L206 18H204V21H202V19H203V17H205V16L203 15V17H201V15L204 13V12H202V10H203ZM202 8H201V9H202L201 11H200V10L197 11L196 8H193V9H196L195 11H197V13H198V12H202L201 15H200V17H201L200 19H201V20H200V19H199V20L202 21L203 23H208V22H210L211 20L215 21V20H214L215 18H217V19L220 18V19H218V20L221 21V23L219 22V23L221 24L219 27H222L224 30H223L222 28H220V29L223 30L224 32H222V31H221V32H222V33H225V34L222 36L223 43L225 42V41H224L225 39L229 40L230 38H232V37L235 35L234 39H232V40H233L232 43H233V44H236V46H238V45H239V46H240V45H245L246 48H247L248 45H246V44H248V43H247L248 40H247V41H245V40H246L248 37L253 36V35L255 34L256 31H258L259 35H260V34H261V35H264V23H263V24H262V23H257V24L255 23V22H257V20H259L257 17L260 16V14H261V15H262V14L264 15V0H224L223 2H221L220 0H206V3H205V5H203ZM1 9H2V8H1ZM19 9H20V10H19ZM32 9H33V11H34V9H35V12H36V11L38 12V10H40L41 8H40V9L38 8V9L36 10V8H33V7H32ZM42 9H44V7H42ZM187 9H188V8H187ZM189 9H188V10H189ZM193 9H191L190 11H192ZM5 10H6V11H5ZM17 10H18V11H17ZM76 10H77V7H76ZM184 10H185V9H184ZM4 11H5V12H4ZM42 11H43V10H42ZM44 11H45V10H44ZM47 11H48V10H46L45 12L47 13ZM92 11H91V12H92ZM106 11H115V10L110 8L109 10L106 9ZM193 11H194V10H193ZM28 12H29V11H27V13H28ZM39 12H40V11H39ZM45 12H44V13H45ZM79 12H81V11H79ZM185 12H186V11H185ZM185 12H182V13H185ZM1 13H5V14L2 15ZM25 13H26V12H25ZM41 13H42V12H41ZM44 13H42V15H45V16H43V18L46 17V15H47L46 13H45V14H44ZM55 13H56V12H55ZM63 13H64V12H63ZM98 13H97V14H98ZM186 13H189V12H186ZM193 13H195V12H193ZM34 14H37V13H34V12H33V14H32V12L30 11V13H28L27 15H29V16L31 15L30 17H32V15H34ZM39 14H40V13H39ZM39 14H38V15H39ZM27 15L23 14L24 17L27 16ZM42 15H41V16H42ZM186 15H187V14H186ZM186 15H184V16H186ZM191 15H194V14H191ZM35 16H36V15H34V17H35ZM39 16H40V15H39ZM56 16H58V15L56 14ZM187 16H188V15H187ZM189 16H190V14H189ZM189 16H188V17H189ZM1 17H2V18H1ZM16 17L13 18L14 20H12L10 17H9L8 19H11V20H12V23H13L14 21H17ZM21 17H22V14H21ZM30 17H29V19H30ZM34 17H33V19H30V20H27V19H28V16L25 17V18H27L26 20H25V18L22 17V18H20V20H19L18 22H15V23L10 24V25H9V24L7 25L8 21H10V20H7V22H6V25H7V26H6L5 28H4L5 23H3L2 21H0V22H1V23H0V26H1V24L3 23V24H2V27H1L0 29H3V28H4L5 30H13V29L15 30L17 27H19V29L23 27L25 30H24V29H23V30L21 29V30L24 31L23 33L26 34V37L29 35V36H28L29 38H31V37H32L31 39H34V38H35L36 40H35V39H34V40H35L36 42H37V41L40 42V40H42V38L44 39L45 37H47L46 35H47L48 33L46 32V33H47V34L45 33L46 35H44V33L41 34V31H42V32H43V31L45 32V31H46V28H45V30H43L44 27H43L42 29H41L40 27L37 28V24L42 23L41 21H43V20H42V18H41V19L38 18V19L36 20V18L34 19ZM36 17H37V16H36ZM101 17H102V16H101ZM191 17H192V16H191ZM50 18H51V17H50ZM53 18H54V19L51 18V21L49 22V21H48L49 18L47 19V17H46V19H47V21L50 23V25L56 24V23H54V22L56 21V20H55L56 17H53ZM111 18H112V17H111ZM184 18H185V17H184ZM186 18H187V17H186ZM192 18H196V19H197V17H195V15H194V17H192ZM198 18H199V16H198ZM255 18H257V20H255ZM261 18H262V17H261ZM15 19H16V20H15ZM39 19H40L41 21H40ZM80 19H81V18H80ZM128 19H129V18H128ZM130 19H133V18H130ZM165 19H166V18H165ZM173 19H174V18H173ZM176 19H177V18H176ZM176 19H174V20H176ZM178 19H179V18H178ZM181 19H182V18H181ZM181 19H180V20H181ZM217 19H216V20H217ZM263 19H264V18H263ZM53 20H54V21H53ZM72 20H73V19H72ZM96 20H97V21H101L102 18L96 17ZM104 20H105V19H104ZM110 20H112V19H110ZM167 20H169L168 17H167ZM184 20H185V19H184ZM190 20H192V22L195 21V19L193 20V19H191V18H190ZM205 20H206V21H207V20H210V21L206 22ZM218 20H217V21H218ZM44 21H45V23H44ZM44 21H43V23L46 24L47 21H46L45 19H44ZM57 21H58V20H57ZM57 21H56V22H57ZM107 21H109V20H107ZM171 21H172V20H171ZM176 21H177V20H176ZM186 21L189 22L187 19H186ZM196 21L198 22V19H197ZM196 21H195V22H196ZM200 21H199V22H200ZM213 21H212V22H213ZM89 22H90V21H89ZM91 22H92V21H91ZM132 22H133V21H132ZM138 22H139V21H136V25L138 24ZM192 22H191V24H193ZM197 22H196L195 25H197ZM212 22H211V23H212ZM215 22H216V21H215ZM259 22H260V21H259ZM261 22H262V20H261ZM49 23H48V24H49ZM59 23H60V22H59ZM59 23H58V24H59ZM93 23L95 24L96 21L93 22ZM111 23H112V24H110V25H113V22H111ZM143 23H144V22H143ZM175 23H176V22H175ZM200 23H201V22H200ZM44 24H42V25L45 26ZM139 24H140V23H139ZM181 24H182V23H180V25H181ZM212 24H214V22H213ZM50 25H49V27H48L47 25H46L45 27L51 29L52 26H50ZM79 25H80V24H79ZM88 25H89V24H88ZM98 25H99V24H98ZM101 25H102V24H101ZM107 25L109 26L108 22H107ZM136 25H135V26H136ZM180 25H178V26H180ZM198 25H200V24H198ZM202 25H204V24H202ZM202 25H201V26H202ZM205 25H206V26H205ZM205 25H204V27H202V28H201L200 26H199V27L203 30V29H205V28L208 27L207 25H210V24H205ZM217 25H218V23H216V25H210V26H216V28H214V27H213V28H214V30H217V29H219V28H217V27H218ZM222 25H223V26H222ZM224 25H225V27H224ZM226 25H227V27H229V28H226ZM81 26H83V25H81ZM81 26H80V27H81ZM99 26H100V25H99ZM150 26H151V25H150ZM173 26H174V25H173ZM175 26H176V25H175ZM53 27H57V25H56V26L54 25ZM59 27H61V26H59ZM80 27H79V28H80ZM95 27H96V26H95ZM105 27H106V26H105ZM105 27H104V25H103V28H105ZM137 27H138V26H137ZM176 27H177V26H176ZM188 27H189V31H190V30H191V29H190V26H188ZM194 27H195V26H193V28H194ZM197 27H198V26H197ZM70 28H71V27H69V29H70ZM77 28H78V27H77ZM81 28H82V27H81ZM83 28H84V27H83ZM89 28H90V26H89ZM109 28H110V27H109ZM144 28H145V27H144ZM177 28H180V27H177ZM177 28H175V29H177ZM186 28H187V26H186ZM193 28H192V29H193ZM17 29H18V28H17ZM49 29H48V30H49ZM55 29H56V28L52 29V31L55 30ZM61 29H63V28H61ZM65 29H66V28H65ZM65 29H64V30H65ZM69 29H68V30H69ZM72 29H73V28H72ZM75 29H76V28H75ZM211 29H212V28H210V30H211ZM225 29H230V30L233 29V30H232V33H231L229 30H226V31H225ZM48 30H47V31H48ZM59 30H60V29H59ZM68 30H67V31H68ZM80 30H83V29H80ZM80 30H79V31H80ZM87 30L90 31V30L87 29V27H86V32H87ZM99 30H101V29H99ZM102 30H106V29H102ZM107 30H108V29H107ZM107 30H106V31H107ZM110 30H111V29H110ZM110 30H109V31H110ZM139 30H140V29H139ZM184 30H185V29H184ZM187 30H188V29H187ZM187 30H186V31H187ZM194 30H195V29H194ZM197 30L201 33V30H199V28H198ZM210 30L208 31V32H210L209 35L211 34V35L213 36L212 32H213L214 30H211V31H210ZM19 31H20V30H19ZM73 31H75V30L73 29ZM106 31H102V33H103V32L105 33ZM140 31H141V30H140ZM178 31H179V30H178ZM189 31H188V32H189ZM198 31H197V32H198ZM206 31H207V30H206ZM53 32H54V31H53ZM59 32H60V31H59ZM61 32H62V31H61ZM63 32H64V33H63ZM63 32H62V34H64V35L67 34V32H66V34H65V31H63ZM68 32H70V31H68ZM75 32H77V31H75ZM81 32H82V31H81ZM97 32H98V30H97ZM99 32H100V31H99ZM99 32H98V33H99ZM107 32H108V31H107ZM107 32H106V33H107ZM110 32H111V31H110ZM115 32H116V31H115ZM115 32H113V33H115ZM197 32H196V33H197ZM203 32H205V30H204ZM203 32H202L201 34H203ZM217 32H218V30H217ZM219 32H220V30H219ZM221 32H220V33H221ZM98 33H97V35H99ZM104 33H103V34H104ZM108 33H109V32H108ZM108 33H107V34H104V35H105V36L107 35V36L111 37L112 34H113V33H112L111 36H110V34L108 35ZM117 33H118V32H117ZM192 33H194L193 30H192ZM192 33H190V34H192ZM222 33H221V34H222ZM15 34H16V33H15ZM15 34L7 35V38H8V36H9V37L12 36V39H16V40H14V41L11 39L12 42H14V44H12V42H10L12 45H14V49H15V47L17 46L18 41H19V40H22L20 37H18V36H20L21 34H19L18 36H17L18 33H17L16 35H15ZM76 34H77V33H76ZM78 34H80V33H78ZM84 34H85V32H84ZM93 34H94V33H93ZM218 34H219V33H218ZM22 35H23V34H22ZM22 35H21V37H22ZM81 35H83V34H81ZM81 35H80V37H81ZM90 35H91V33H90ZM90 35H89V36H90ZM101 35H102V34H101ZM207 35H208V33H207ZM255 35H256V34H255ZM13 36H14V37H13ZM42 36H44V37H42ZM107 36H106V37H107ZM144 36H145V35H144ZM146 36H147V35H146ZM191 36H192V35H191ZM195 36L199 37L200 35H199V34H198V35H194V37H195ZM218 36H219V35H218ZM218 36H217V37H218ZM15 37H18L19 40H18L17 38H15ZM41 37H42V38H41ZM52 37H53V36H52ZM76 37H77V36H76ZM102 37H103V36H101V37L99 36V38H102ZM109 37H108V38H109ZM147 37H148V36H147ZM169 37H170V36H169ZM217 37H216V39H217ZM262 37H264V36H262ZM22 38H24V37H22ZM29 38H27L28 41H29ZM91 38L93 39V37H91ZM144 38H145V37H144ZM202 38H206V36H203ZM207 38H209V37L207 36ZM210 38H212V37H210ZM210 38H209V40H210ZM255 38H256V37H255ZM2 39H3V38L0 36V112H6V111H7V112H9V113H8V115H9L11 111H12V113H13L14 111H15V113H16V112H18V111H16V110H19V108H21L20 106H18V104H17L16 107H15L14 105H13L14 107H13L12 105H11V106H7L6 101H7V99H9V97H8V96H9V93H11V92H13V91H16L18 94H22V95L26 96L27 98L29 97V96H27V95H29V94H32V95H33L32 97L30 96L31 99L34 98V97L36 98L35 94L39 95V94L42 92V91H41V92L38 91L39 89L41 90V88H42L41 86L44 87V86L46 85L45 82H50V83L53 82V79H45V80H43L44 77H42L41 79H42L43 82L45 81V82H44L45 85L40 81L41 79H40V80L37 79V80L39 81V84H43V85H40V87H39V85L37 84L38 81L34 82L33 80L30 79V80H31V83L33 82V83H36V84L38 85V87L32 88V87H34V86H30L29 84H27L30 80H28V82L26 83V81H27L26 79H28V77H29V78H33L34 76L31 77L32 75H30L28 72H26V71H27V68L25 69V67L23 66V64H22V62L20 61V59H19L14 53H11V52H12L11 50H8V48H7V50L5 49V50L2 51L1 47L4 46V44H3V45L1 44V43H2ZM27 39H26V40H27ZM48 39L51 40L52 38H48ZM48 39H47V41H46V39H45V42H44V43H46V42L48 43ZM61 39H62V38H61ZM61 39H60V40H61ZM84 39H85V38H84ZM94 39H95V38H94ZM105 39H107V38H105ZM113 39H114V38H113ZM113 39H112V40H113ZM131 39H132V38H131ZM149 39L151 40L150 36H149ZM149 39H147V41H148ZM164 39H166V38H164ZM199 39H200V38H199ZM213 39H214V38H213ZM244 39H245V40H244ZM258 39H260V38H258ZM258 39H257V40H258ZM8 40L10 41V38H8ZM17 40H18V41H17ZM23 40H24L23 42L25 43L26 40H25V39H23ZM34 40H33V43H35ZM53 40H54V39H53ZM53 40H52V41H53ZM55 40H56V42H57L58 39L56 38ZM62 40H65V39H62ZM62 40L60 41L61 43L64 42V41H62ZM87 40H88V42H89V39H88V38H87ZM102 40H103V39H102ZM109 40H110V39H109ZM144 40H145V39H144ZM154 40H156L155 37H154ZM168 40H169V39H168ZM260 40H261V39H260ZM262 40H264V38H263ZM262 40H261V41H262ZM15 41H17V42L15 43ZM52 41H51V44L53 43V44H52V46H53V45H54V42H52ZM65 41H66V40H65ZM74 41H75V40H74ZM85 41H86V40H85ZM90 41H92V40H90ZM106 41H107V40H106ZM127 41H129V40H126V43H127ZM131 41H132L133 44H134V41H135V40L133 41V39H132ZM131 41H129V42H131ZM145 41H146V40H145ZM170 41H171V39H170ZM172 41H174V40L172 39ZM214 41H215V40H214ZM216 41H217V40H216ZM219 41H220V40H219ZM230 41H231V40H230ZM56 42H55V43H56ZM58 42H59V41H58ZM58 42H57V43H58ZM72 42H73V41H72ZM86 42H87V41H86ZM98 42H99V41H98ZM100 42H101V40H100ZM104 42H105V40H104ZM119 42H120V41H119ZM152 42H153V41H152ZM161 42H162V41H161ZM221 42H222V41H220L219 43H221ZM258 42H259V40L257 41V43H258ZM263 42H264V41H263ZM20 43H21V41H20ZM20 43H18V44L20 45ZM24 43H23V44H24ZM26 43H27V42H26ZM26 43H25V44H26ZM57 43H56V44H57ZM67 43H70L71 45L73 44L72 46H74V45H75L74 43H76L75 47H73V48L76 49V46H79V43H80V42H79V43H77V42H73V43H71V42H67ZM90 43H91V42H90ZM92 43H93V42H92ZM111 43H112V42H111ZM122 43H123V42H122ZM135 43H136V41H135ZM147 43L149 44V42H147ZM155 43H156V41H154V44H155ZM175 43H176V42H175ZM227 43H228V42H227ZM227 43H226V44H227ZM253 43H254V42H253ZM15 44H16V46H15ZM23 44H22V46L25 47V49L28 48V46L26 47V45H23ZM36 44H37V43H36ZM51 44H50V45H51ZM56 44H55V46H56ZM59 44H60V43H59ZM59 44H57V45H59ZM63 44H64V43H63ZM65 44H66V43H65ZM70 44H69V45H70ZM80 44H81V43H80ZM96 44H97V41H96ZM96 44H94V45H96ZM105 44H107V43H105ZM127 44H128V43H127ZM127 44H126V45H127ZM151 44H153V43H151ZM208 44H210L208 41H193V45H195V46H197V45H199V46H200V45H208ZM230 44H231V43H230ZM233 44H232V45H233ZM249 44H251V43L249 42ZM1 45H2V46H1ZM19 45H18V46H19ZM27 45H28V44H27ZM30 45H32V44H30ZM30 45H29V47H30ZM38 45H39V44H38ZM38 45H37V46H38ZM40 45H41V44H40ZM43 45H44V44H43ZM50 45H48V46H50ZM60 45H61V44H60ZM60 45H59L58 47H60ZM71 45L69 46V48L72 49V46H71ZM86 45H87V44H86ZM121 45H122V44H121ZM128 45H129V44H128ZM149 45H150V44H149ZM155 45H156V44H155ZM170 45H171V43H170ZM253 45H255V44H253ZM257 45H258V44H257ZM259 45H260V43H259ZM261 45H262V44H261ZM263 45H264V43H263ZM22 46H21V47H22ZM41 46H42V45H41ZM46 46H47V45L45 44V48H47ZM67 46H68V45H67ZM88 46H90V45L88 44ZM88 46H87V47H88ZM108 46H109V45H108ZM112 46H114V45L112 44ZM123 46H124V44H123ZM137 46H138V45H137ZM156 46H157V45H156ZM229 46H230V45H229ZM236 46H233V47L235 48ZM19 47H20V46H19ZM21 47H20V49H18V50H21V49L23 48V47H22V48H21ZM39 47H40V46H39ZM39 47H37V49H38ZM43 47H44V46H43ZM90 47H91V46H90ZM90 47L88 48L89 50H87V49H86V50H87V51H90V50H91ZM125 47H126V46H125ZM127 47H128V46H127ZM134 47H136V46H134ZM139 47H140V46H139ZM139 47H138V50H137V51H139ZM168 47H169V45H168ZM168 47H167V48H168ZM172 47H173V45H172ZM233 47H232V48H233ZM251 47L253 48V46H251ZM251 47H250V48H251ZM256 47H257V46H256ZM261 47H263V46H261ZM17 48H18V47H17ZM34 48H35V49H34ZM34 48H33L34 51L31 49L32 52H35V50H36L37 52L39 51V50L36 49L35 44H34ZM41 48H42V47H41ZM45 48H44V49H45ZM51 48H52V47H51ZM61 48H62V47H61ZM63 48H65V49H69L68 47L66 48V47H64V46H63ZM79 48H81V47H79ZM110 48H111V47H110ZM136 48H137V47H136ZM248 48H249V46H248ZM42 49H43V48H42ZM42 49H41V50H42ZM44 49H43L41 52L44 51V53H47L49 48L47 49V51H46V49H45V50H44ZM54 49H55V48H54ZM54 49H53V51H51V52H54L55 56L58 55V54H60V55L62 56V57H60V60L58 59V61H60V62L64 61V62H65V60H67V59L64 58V57H65L64 55H65V53H66L68 50H66V52H63L64 54L61 53L63 50H62L60 53L58 52V54H57V53H55V50L57 49V47H56L55 50H54ZM75 49H73V51H74V52H73V53H74V56H75V55H76V56H77V55H78V56L80 55V56H81L80 59H81L82 56L85 55V53H84V52L82 53V51L80 52V51L78 50V48H77L78 52L81 53V54H80V53L77 54V51H75ZM113 49H114V48H113ZM113 49H112V50H113ZM117 49H118V47H117ZM117 49H116V51H117ZM124 49H125V48H124ZM140 49H141V48H140ZM150 49H152V52H150L149 54L152 55L151 53H153V52L155 51V49H157V48H154V47L151 46ZM150 49H148V50L150 51ZM182 49H183V48H182ZM236 49H237V48H236ZM238 49H239V48H238ZM241 49H242V50H245V51H248V50H249V49L246 50V49L244 48V46H243V48H241ZM261 49H264V48H261ZM261 49H260V50H261ZM16 50H17V49H16ZM22 50H23V52L25 51L24 49H22ZM50 50H52V49H50ZM119 50H120V49H119ZM125 50H127V49H125ZM132 50H133V49H132ZM242 50H241V52H242ZM251 50H252V49H251ZM251 50H250V51H251ZM9 51H11V52H9ZM31 51H30V53H31ZM57 51H58V50H57ZM64 51H65V50H64ZM69 51H70V50H69ZM83 51H84V49H83ZM91 51H92V50H91ZM96 51H97V50H96ZM137 51H136V52H137ZM141 51H142V50H141ZM141 51H140V52H141ZM158 51H159V50H158ZM238 51H240V50H238ZM252 51H253V50H252ZM257 51H259V50H256V52H257ZM262 51H263V50H262ZM15 52H17L16 54H19L18 51H15ZM23 52H22V55H21V56H25V54L23 55ZM26 52H28V51H26ZM26 52H24V53H26ZM51 52H50L49 54L51 55V57H53V56H52L53 54H51ZM70 52H72V50H71ZM75 52H76V54H75ZM85 52H86V51H85ZM111 52H112V51H111ZM134 52H135V49H134ZM136 52H135V53H136ZM142 52H144V50H143ZM199 52H201L200 49H199ZM254 52H255V51H254ZM256 52H255V53H256ZM20 53H21V51H20ZM38 53H40V51H39ZM73 53H72V54H73ZM89 53H90V52H89ZM99 53H100V52H99ZM101 53H102V52H101ZM137 53L139 54V52H137ZM137 53H136V55H135V54L132 52V54H134L135 57L137 56ZM155 53H158V52H155ZM191 53H193V52H191ZM203 53H205V52H203ZM208 53H209V52H208ZM252 53H253V52H252ZM257 53H258V52H257ZM257 53H256V54H257ZM27 54H28V53H27ZM40 54H43V53H40ZM66 54H67V53H66ZM68 54H69V52H68ZM112 54H113V53H112ZM121 54H122V53H121ZM129 54H130V53H128V56H127V57H129ZM149 54H148V55H149ZM153 54H154V53H153ZM250 54H251V53H248V56H250ZM261 54H262V53H261ZM19 55H20V54H19ZM28 55H30V54H28ZM32 55H33V54H31V56H32ZM34 55H35V53H34ZM44 55H45V54H44ZM46 55L48 56V54H46ZM50 55H49V56H50ZM60 55H58V56H56V57H59ZM70 55H71V53H70ZM87 55H88V54H87ZM87 55H86V57H85L86 59H87ZM98 55H99V54H98ZM102 55H103V54H102ZM102 55H100V57H101ZM134 55H130V56H133V57H134ZM140 55H141V54H140ZM143 55H144V54H143ZM154 55H155V56H152V57L150 56V58H151L152 60H154V61H155V60L158 61L157 59H158V56H159V55H157V54H154ZM156 55H157V56H156ZM160 55H161V54H160ZM252 55H253V54H251V56H252ZM262 55H263V54H262ZM262 55H261V56H262ZM31 56H30V58H31ZM66 56H67V55H66ZM71 56H73V55H71ZM71 56H68V57H71ZM74 56L71 57L72 59H70V60L75 61V60H73V58H75ZM78 56H77V57H78ZM88 56H89V55H88ZM144 56H145V55H144ZM251 56H250V58H251ZM256 56H257V55H256ZM261 56H260V57H261ZM41 57H42V56H41ZM41 57H40V58H41ZM68 57H67V58H68ZM77 57H76V60H78ZM103 57H104V56H103ZM103 57H102V58H103ZM133 57H132V59H133ZM139 57L141 58V56H139ZM145 57H146V56H145ZM195 57H196V56H195ZM258 57H259V56H258ZM32 58H33V57H32ZM38 58H39V57H38ZM48 58H49V57H48ZM85 58L83 57V59H85ZM92 58H95V57H92ZM92 58H91V59H92ZM129 58H130V57H129ZM143 58H144V57H143ZM143 58L141 59V61H139V63L142 64V60H143ZM28 59H29V58H28ZM42 59H44V58H42ZM56 59H57V58H56ZM86 59H85V60H86ZM107 59H109V58H107ZM123 59H124V58H123ZM127 59H128V58H127ZM127 59H125V60H127ZM151 59H150V63L153 62ZM194 59L196 60L197 58H194ZM258 59H259V58L255 59V62H256V63L260 62V61L257 62ZM33 60H34V59H33ZM44 60H45L46 63L49 62V61H50V63H51V60H49V59H47V58L44 59ZM46 60H47V61H46ZM48 60H49V61H48ZM53 60H54V57H53ZM53 60H52V61H53ZM70 60H69V61H70ZM85 60H84V61H85ZM99 60H100V59H99ZM129 60L131 61V58H130ZM190 60H191V59H190ZM251 60H252V59H251ZM263 60H264V59H263ZM29 61H30V60H29ZM31 61H32V60H31ZM41 61H43V60H41ZM41 61H40V65L42 64ZM55 61H57V60H55ZM55 61H54V62H55ZM58 61H57V62H58ZM69 61H68L67 64H65V66H67V67H66L67 69L65 68V70H64V69H63L64 67H62V66H61L62 68L60 67V68L63 69V71H64V73H63L64 76H66V77L69 79L68 82H64V81H63V82H60V83H59V82L56 81V83H57L56 85L52 86V84H51L52 87H50L49 91H48V89H47V91L49 92V94H50V96H51L52 101H54V100L57 101V99H58V100H60V102H61V100L63 101L64 99H65V100H66V99H71V100H70V101L72 102L71 104H73L74 106H76L77 109H78V108L81 109V107H83L81 103H83V102L85 101L84 98H87V97L89 98V96H90L91 94H93V93L95 94V92H96L95 95H97V92H98V93L101 94V96H102V93H100L101 91H106V92H107V90H109V89L111 90L112 87H114L113 89H116V88H117V87H116V84L113 85V83L115 82L114 78H113V79H110V78H107V77L97 78V77H101V76L95 75V72H98V68H99L100 66H99V67H96L97 69H93L92 66H91V65H92V62H89V64L91 63V65H90V66H91V69H88V68H87V69H82L83 67L81 68V67H79L80 65L78 66V62H80V61H78V62L76 63V64H77V67H74V69H71L72 66H71V68H70V66H69ZM87 61H89V58H88ZM90 61H92V60H90ZM93 61H94V59H93ZM97 61H98V59H97ZM113 61H114V60H113ZM133 61H134V60H133ZM144 61H145V60H144ZM144 61H143V62H144ZM148 61H149V60H148ZM156 61H155V62H156ZM165 61H166V60H165ZM197 61H198V59H197ZM253 61H254V60H253ZM261 61H262V59H261ZM35 62H37V61H35ZM60 62H59V63H60ZM64 62H62V63L64 64ZM75 62H76V61H75ZM75 62H74V63H75ZM95 62H96V61H95ZM111 62H112V61H111ZM136 62H137V61H136ZM188 62H190V61H188ZM191 62L194 63L193 61H191ZM38 63H39V62H38ZM52 63H53V62H52ZM59 63H58V64H59ZM72 63H73V62H71L70 64H72ZM74 63L72 64L73 66H74ZM84 63H85V62H84ZM93 63H94V62H93ZM127 63H129V62H127ZM146 63H147V62H146ZM192 63H190V64L192 65ZM195 63H196V62H195ZM54 64H56V63H54ZM54 64H52V67H53ZM60 64H61V63H60ZM80 64H81V63H80ZM95 64H97V63H94V65H95ZM136 64H137V63H136ZM141 64H140V65H141ZM153 64H154V63H153ZM197 64H198V63H197ZM197 64H196V65H197ZM260 64H261V63H260ZM61 65H62V64H61ZM85 65H86V64H85ZM94 65H93V66H94ZM97 65H99V64H97ZM131 65H134V63L131 64ZM142 65H143V64H142ZM142 65H141V67H142ZM150 65H151V64H150ZM191 65H190V66H191ZM198 65H199V64H198ZM26 66H27V65H26ZM43 66H45V65H43ZM46 66H47V64H46ZM201 66H202V65H201ZM136 67H138V66L136 65ZM195 67H196V66H195ZM195 67L192 66L193 69H194ZM28 68H29V67H28ZM100 68H101V67H100ZM142 68H143V67H142ZM190 68H191V67H190ZM190 68H189V69H190ZM200 68H203V67H200ZM226 68H227V67H226ZM233 68H234V70H235V66H234ZM241 68H242V67H241ZM241 68H240V69H241ZM58 69H59V66H58ZM101 69H102V68H101ZM103 69H104V68H103ZM103 69H102V70H103ZM203 69H204V68H203ZM224 69H225V68H224ZM227 69H229V68H227ZM231 69H232V68H231ZM231 69H230V70H231ZM236 69H237V68H236ZM242 69H243V68H242ZM53 70H54V68H53ZM197 70H198V66H197ZM232 70H233V69H232ZM232 70H231V72L236 73V70H235V71H232ZM33 71H34V70H33ZM59 71H60V69H59ZM138 71H139V70H138ZM187 71H188V70H187ZM189 71H190V70H189ZM191 71H194V73L197 72V71H195V70H191ZM237 71H238V70H237ZM31 72H32V71H31ZM57 72H58V71H57ZM101 72H102V71H101ZM198 72H200V70H198ZM240 72H241V71H240ZM251 72H252V71H251ZM32 73H33V72H32ZM34 73H36V72L34 71ZM58 73L60 74V72H58ZM61 73H62V72H61ZM93 73H94V74H93ZM103 73L105 74V71H104ZM130 73H131V72H130ZM132 73H133V72H132ZM134 73L136 74V72H134ZM190 73H191V72H190ZM194 73H193V72L191 73V74L194 75V76H193V80H194V77H195V74H194ZM200 73L202 74V72H200ZM200 73H199V74H200ZM55 74H56V73H55ZM101 74H102V73H101ZM104 74H103V75H104ZM191 74H190V75H191ZM230 74H231V73H230ZM238 74H239V72H238ZM249 74H251V73H249ZM249 74H248V75H249ZM36 75H37V74H36ZM36 75H35V76H36ZM42 75H43V74H42ZM105 75H107V74H105ZM130 75H132V74H130ZM234 75H235V74H234ZM38 76L40 77L41 75L38 74ZM53 76H55V75H53ZM59 76H60V75H59ZM108 76H109V75H108ZM188 76H189V75H188ZM237 76H239V75H237ZM66 77H65V78H66ZM110 77H111V76H110ZM190 77H192V76H189V79H190ZM196 77H197V76H196ZM196 77H195V78H196ZM203 77H204V76L202 75L201 78H203ZM247 77H248V76H247ZM247 77H246V78H247ZM22 78H23L24 80H22ZM35 78H36V77H35ZM55 78H56V77H55ZM186 78H187V77H186ZM205 78H206V77H205ZM210 78H211V77H210ZM239 78H241V76H240ZM20 79H21V80H20ZM130 79H131V78H130ZM133 79H134V78H133ZM196 79H199V78H196ZM196 79H195L194 81H197ZM212 79H213V78H212ZM212 79H210V80H212ZM241 79H242V78H241ZM250 79H251V78H250ZM25 80H26V81H25ZM64 80H65V79H64ZM190 80H191V79H190ZM204 80H205V79H204ZM204 80H203V82H204ZM206 80H207V78H206ZM60 81H61V80H60ZM127 81H128V80H127ZM136 81H137V80H136ZM136 81H134V82H136ZM142 81H143V80H142ZM152 81H153V80H152ZM199 81H200V80H199ZM212 81H213V80H212ZM212 81H211V82H212ZM240 81H241V80H240ZM242 81H243V80H242ZM40 82H41V83H40ZM130 82H131V80L129 81V83H130ZM200 82H201V81H200ZM211 82H210V83H211ZM31 83H30V84H31ZM54 83H55V82H54ZM119 83H120V82H119ZM138 83H139V82H138ZM188 83H189V82H188ZM195 83H197V85H198V81L195 82ZM246 83H247V82H246ZM47 84H49V83H47ZM120 84H124V85H126V87L128 88V84H125V83H120ZM131 84H132V82H131ZM134 84H135V83H134ZM141 84H142V83H141ZM141 84L138 85V86H141ZM32 85H33V84H32ZM145 85L147 86V85H149V84H145ZM242 85H243V84H242ZM35 86H36V85H35ZM130 86H131V85H130ZM146 86H145V87H146ZM186 86H187V85H186ZM194 86H195V85H194ZM45 87H46V86H45ZM115 87H116V88H115ZM131 87H133V85H132ZM135 87H136V86L134 85V88H133V89H135ZM152 87H153V86H152ZM179 87H180V86H179ZM179 87H178V88H179ZM188 87H189V86H188ZM206 87H207V86H206ZM14 88H15L16 90H14ZM136 88H137V87H136ZM139 88H140V87H139ZM141 88H143V87H141ZM141 88H140V90H141ZM170 88H171V86H170ZM180 88H181V87H180ZM190 88H191V87H190ZM241 88H242V87H241ZM250 88H251V87H250ZM254 88H255V87H254ZM113 89H112V91H113ZM118 89H119V88H118ZM205 89H206V88H205ZM42 90H43V89H42ZM44 90H45V89H44ZM120 90H121V89H120ZM137 90H138V92L140 91L138 88H137ZM178 90H179V89H178ZM118 91H119V90H118ZM174 91H175V90H174ZM196 91L198 92V90H196ZM45 92H46V90H45ZM48 92H47V93H48ZM106 92H104V93H106ZM135 92L137 93L136 90H135ZM152 92H154V91H152ZM155 92H156V90H155ZM110 93H111V92H110ZM123 93H124V91H123ZM123 93L120 91V94H123ZM159 93H160V92H159ZM166 93H167V92H166ZM177 93H178V95L180 94L179 91H178ZM182 93H183V92H182ZM57 94H58V95H57ZM94 94H93V95H94ZM99 94H98V95H99ZM115 94H116V93H115ZM120 94H119V95H120ZM125 94H126V93H125ZM128 94H129V93H127V96H128ZM151 94H152V93H151ZM151 94H148V96L151 95ZM171 94H173V93H171ZM14 95H15V92H14ZM16 95H17V94H16ZM42 95H44V94H42ZM71 95H72V96H74V95H75V96H76V95H79L80 98L83 96V99H84V100H83V99L80 100V98L78 99V98H77L78 96H76V98L71 97ZM93 95H92V96H93ZM107 95H108V94H107ZM113 95H114V92H113ZM123 95H124V94H123ZM132 95H133V94H132ZM135 95L138 96L137 94H134V96H133L134 99L137 98V97H135ZM140 95H141V94L139 93V96H140ZM144 95H145V94H144ZM152 95H154V94H152ZM152 95H151V96H152ZM191 95H192L193 97L195 96V95H193V94H190L189 96H191ZM247 95H248V94H247ZM50 96H49V99H50ZM101 96L99 95V97H101ZM105 96H106V95H104V97H105ZM127 96L125 95V96H124V99H122L124 102H125V99H127V98H126ZM129 96H131V94H130ZM148 96H146V97H148ZM151 96H150V97H151ZM179 96H180V95H179ZM181 96H182V94H181ZM11 97H12V96H11ZM14 97H15V96H14ZM40 97L42 98V96H40ZM40 97H39V98H40ZM45 97H46V100H49V99H47V96H45ZM45 97H44V98H45ZM70 97H71V98H70ZM97 97H98V96H97ZM97 97H96V98H97ZM104 97L102 96V97L100 98L101 101H102V99H103ZM111 97H112V96H111ZM113 97H114V96H113ZM141 97H142V95H141ZM41 98H40V99H41ZM53 98H56V99L53 100ZM90 98H91V97H90ZM96 98L93 97V99H96ZM107 98H108V96H107ZM107 98H106V101H107ZM115 98H116V97H114V99H115ZM121 98H122V96H121ZM144 98H145V96H144ZM144 98H142V100H143ZM151 98H152V97H151ZM151 98H150V99H151ZM178 98L180 99L181 97H178V96H177V101H178ZM104 99H105V98H104ZM182 99H183V98H182ZM182 99H181V100H182ZM29 100H30V99H29ZM44 100H45V99H44ZM96 100L98 101L99 99L97 98ZM96 100H93L94 102H93L92 100H91V101H92V103H96V104L98 105V103H97ZM136 100H137V99H136ZM145 100H146V99H145ZM145 100H144V101H145ZM181 100H180V101H181ZM70 101H69V102H70ZM80 101H83V102L80 103ZM101 101H99V102H101ZM113 101H114V100H113ZM120 101H121V100H120ZM127 101H128V100H126V103H127ZM134 101H135V100H134ZM146 101H147V100H146ZM54 102H55V101H54ZM114 102H115V101H114ZM124 102H123V103H124ZM130 102L134 103L133 100L130 101ZM130 102H129V103H130ZM178 102H179V101H178ZM24 103L26 104L27 102L24 101ZM24 103H22V104H24ZM28 103L30 104V102H28ZM84 103H85V102H84ZM129 103H128V104H129ZM136 103H137V102H136ZM141 103H142V102H141ZM150 103H151V101H150ZM20 104H21V103H19V105H20ZM22 104H21V105H22ZM102 104H104V103H102ZM143 104L146 105L145 102H144ZM152 104H153V103H152ZM187 104H188V103H187ZM73 105H72L71 107H73ZM80 105H81V106H80ZM83 105H84V104H83ZM85 105H86V104H85ZM88 105H89V104H88ZM88 105H86V106H88ZM105 105H107V104H105ZM138 105H139V104H138ZM153 105H154V104H153ZM205 105H207V104H205ZM246 105H247V104H246ZM26 106H27V105H26ZM95 106H96V105H95ZM101 106H102V105H101ZM109 106H110V105H109ZM109 106H108V107H109ZM115 106H116V105L112 106V104H111L110 107L115 108ZM118 106H119V107H116V108L118 109L119 112H121V109H119V108H123L124 106L121 107V105H119V104H118ZM142 106H143V105H142ZM147 106H149V104H148ZM150 106H151V105H150ZM180 106H182V105H180ZM180 106H177V107H179V109H180ZM189 106H190V105H189ZM193 106H194V104H193ZM193 106H192V107H193ZM221 106H222V105H221ZM231 106H233V105H231ZM242 106H243V105H242ZM242 106H240V107H242ZM23 107L25 108V110H27V108H26L24 105H23ZM28 107H30V105H28ZM91 107H93V106L91 105ZM98 107H99V105H98ZM110 107H109V110L106 109L107 111H109V112H107V113H110V112L113 110V109L110 110ZM143 107H145V106H143ZM152 107H154V106H152ZM186 107H187V106H186ZM190 107H191V106H190ZM243 107H244V106H243ZM243 107H242V108H243ZM246 107H248V106H246ZM251 107H252V106H251ZM24 108H23V109H24ZM30 108H33V107H30ZM30 108H29V110H30ZM96 108H97V106H96ZM96 108H95V109H96ZM105 108H107V107H105ZM129 108L131 109V107H129ZM133 108H134V107H133ZM138 108H139V107H138ZM141 108H142V107H141ZM150 108H151V107H150ZM194 108H195V107H194ZM238 108H239V107H238ZM238 108H235V109L238 110ZM242 108H241V109H242ZM21 109H22V108H21ZM84 109H85V108H84ZM84 109H83V110H84ZM89 109H90V108H89ZM123 109H124V108H123ZM127 109H128V108H127ZM148 109H149V108H148ZM148 109H147V111H148ZM188 109H190V108H188ZM188 109H187V110H188ZM192 109H193V108H192ZM241 109H239L240 111H237V112H240V113H237V114H240V115L242 116V114L245 113L244 115H246V112L241 111ZM244 109H245V108H244ZM246 109H248V108H246ZM73 110H74V109H73ZM78 110H79V109H78ZM90 110H91V109H90ZM99 110H103V109H99V108H98V111H99ZM131 110H132V109H131ZM183 110H184V109H182L181 111H183ZM225 110H226V109H225ZM233 110H234V109H233ZM248 110H249V109H248ZM31 111H32V110H31ZM81 111H82V109H81ZM115 111H116V110L114 109L113 112H115ZM118 111H117V112H118ZM124 111H126V110H124ZM124 111H123V112H124ZM127 111H129V110H127ZM127 111H126V112H127ZM135 111L137 112L138 110L135 109ZM149 111H150V110H149ZM149 111H148V112H149ZM177 111H178V110H177ZM177 111H176V112H177ZM245 111H246V110H245ZM7 112H6V113H7ZM33 112H34V111H33ZM33 112H32V113H33ZM78 112H79V111H78ZM86 112H87V111H86ZM88 112H89V111H88ZM99 112H100V111H99ZM99 112H98V113H99ZM104 112H105V111H104ZM136 112H135V114H134L133 111H132V113H133L134 115H137ZM140 112H142V111H140ZM140 112H139V113H140ZM144 112H145V111H144ZM176 112H174V113H176ZM250 112H252V111H250ZM6 113H5V114H6ZM23 113H24V112H23ZM105 113H106V112H105ZM105 113H102V112H101V114H99V115H102V114H105ZM111 113H112V112H111ZM115 113H116V112H115ZM115 113H113V114H115ZM179 113H180V112H179ZM179 113H178V114L176 113V114L179 116V117H177V118H179V119L181 120V117H180L181 115H180ZM184 113H185V112H183V115H184ZM235 113H236V112H235ZM241 113H242V114H241ZM25 114H27V113H25ZM28 114H29V113H28ZM28 114H27V115H28ZM79 114L81 115V112H79ZM86 114H87V113H85V115H86ZM113 114H111V116H112ZM118 114H120V113H116L115 115H116L117 117H116V116H114V117H116V118H120V119H123V118L126 116V115H125V112L122 113V115H120L121 117H118ZM123 114H124L125 116H123ZM129 114H130V113H129ZM143 114H144V113H143ZM176 114H175V115H176ZM186 114H187V113H186ZM188 114H189V113H188ZM209 114H210V113H209ZM6 115H7V114H6ZM82 115H83V113H82ZM90 115H91V114L88 113V116H85V117H89ZM93 115H95V114H93ZM93 115H92V117H90L89 119H91V118L93 119ZM97 115H98V114H97ZM99 115H98V116H99ZM146 115H147V113H146ZM177 115H176V116H177ZM244 115H243V116H244ZM249 115H250V113H249ZM11 116H12V115H11ZM11 116H10V117H11ZM13 116H14V115H13ZM13 116H12V118H13ZM17 116H18V115H17ZM21 116H22V115H21ZM24 116H26V115L23 114V118H21V117L19 116L20 119H22V120H20V121H23V119H26V118H24ZM83 116H84V115H83ZM95 116H96V115H95ZM95 116H94V119H95ZM138 116H139V115H137V117H138ZM144 116H145V115H144ZM212 116H213V115H212ZM26 117H27V116H26ZM32 117H33V116H32ZM35 117H36V116H35ZM40 117H41V116H40ZM100 117H101V119H102V116H99L98 118H100ZM122 117H123V118H122ZM162 117H163V116H162ZM162 117H161V118H162ZM165 117H166V116H165ZM165 117H163V118L165 119ZM174 117H175V116H174ZM186 117H187V116H186ZM17 118H18V117H17ZM29 118H30V116H29ZM83 118H84V117H83ZM105 118H106V117H105ZM125 118H126V117H125ZM125 118H124V119H125ZM149 118H150V117H149ZM175 118H176V117H175ZM200 118H201V117H200ZM200 118L198 117L199 120H200ZM247 118H249V120H250L251 117L248 116ZM42 119H43V118H42ZM42 119H41V121H42ZM86 119H87V118H86ZM108 119H109V118H108ZM112 119H113V118H112ZM133 119H136V118H132V120H133ZM137 119H138V118H137ZM139 119H140V117H139ZM144 119H145V122H146V121H147V120H146L147 118H144ZM155 119H156V118H155ZM158 119H159V118H158ZM179 119H178V120H179ZM189 119L191 120V117H189ZM201 119H203V118H201ZM204 119H205V118H204ZM253 119H255V118H253ZM36 120L38 121V120H39V117H38V119H36ZM44 120H45V119H44ZM125 120H126V119H125ZM130 120H131V119H130ZM130 120H129V121H130ZM148 120H149V119H148ZM160 120H162V119H160ZM175 120H176V119H175ZM175 120H174V122H175ZM208 120H209V119H208ZM255 120H257V119H255ZM45 121H47V120H45ZM45 121H42V122H41V123H42V124H40V125H41V128H43V129H50V128L52 127V123H53V121H47V122H45ZM54 121H55V120H54ZM86 121H87V120H86ZM108 121H109V120H108ZM121 121H122V120H121ZM126 121H127V120H126ZM126 121H125V122H126ZM149 121H150V120H149ZM156 121H157V120H156ZM164 121H166V120H164ZM164 121H161V123L164 122ZM167 121H168V120H167ZM171 121H172V118H171ZM183 121H185V120H183ZM201 121H202V120H201ZM251 121H253V120H251ZM0 122H1V121H0ZM3 122H4V121H3ZM55 122H56V121H55ZM89 122H91V121H89ZM93 122H94V121H92V123H93ZM111 122H112V121H111ZM123 122H124V121H123ZM130 122H131V123H130ZM130 122H129V123H130V125L132 126V125H133V124H132L133 122H132V121H130ZM140 122H141V121H140ZM152 122H153V121H152ZM172 122H173V121H172ZM187 122H190V121H186V123H187ZM210 122H211V121H210ZM246 122H247V121H246ZM1 123H2V122H1ZM98 123H100V124L102 125V123H101L100 121H99ZM107 123H109V122H107ZM149 123H150V122H149ZM164 123H165V122H164ZM181 123H182V122H179V125H181ZM186 123H183V124H185V127H187V128L189 129L190 126L187 125ZM194 123H195V122H193L192 124H194ZM199 123H200V122H199ZM235 123H237V122H235ZM2 124H4V123H2ZM95 124H96V123H95ZM138 124H140L139 121H138ZM138 124H137V125H138ZM141 124H142V123H141ZM153 124H154V123H153ZM156 124H159V125H160V122H159V123L157 122ZM156 124H155V125H156ZM165 124H166V123H165ZM167 124H168V123H167ZM172 124H173V123H172ZM188 124H189V123H188ZM201 124H203V123L201 122ZM209 124H210V123H209ZM209 124H208V125H209ZM92 125H93V124H92ZM103 125H104V124H103ZM109 125H111V123H110ZM109 125H108V126H109ZM112 125H113V124H112ZM137 125H135V126H137ZM147 125H148V123H147ZM151 125H152V123H151ZM155 125H152V126L155 127ZM159 125H158V126H159ZM175 125H176V124H175ZM175 125H173V126H175ZM186 125H187V126H186ZM1 126H2V125H1ZM5 126H6V125H5ZM94 126H95V125H94ZM104 126H105V125H104ZM135 126H134V127H135ZM140 126H141V125H140ZM144 126H145V127H144ZM144 126H142V127L146 128V125H144ZM160 126H162V125H160ZM164 126H166V125H164ZM188 126H189V127H188ZM203 126H204V125H203ZM203 126H202V127H203ZM235 126H237V125H235ZM8 127H9V126H8ZM10 127H11V126H10ZM110 127H111V126H110ZM117 127H118V126H117ZM125 127H126V126H125ZM125 127H124V128H125ZM132 127H133V126H132ZM138 127H139V126H138ZM142 127H140V129H139L140 132H141V128H142ZM183 127H184V126H183ZM200 127H201V126H200ZM204 127H205V126H204ZM204 127L202 128L203 131H204ZM6 128H7V127H6ZM144 128H142V129H144ZM151 128H152V127H151ZM160 128H161V127H160ZM164 128H165V127H164ZM167 128H168V127H167ZM171 128H172V127H171ZM176 128H178V127H176ZM187 128H186V130H187ZM221 128H222V127H221ZM10 129H11V128H9L8 130H7V129H5V130L9 131ZM16 129H17V128H15L14 132L16 131ZM90 129H92V128H90ZM94 129H95V128H94ZM94 129H93V131L96 132V131H95L96 129H95V130H94ZM117 129H118V128H117ZM130 129H132V128H130ZM130 129H129V130H130ZM135 129H136V128H135ZM135 129H134V130H135ZM149 129H150V128H149ZM165 129H166V128H165ZM198 129H199V128H198ZM17 130H19V129H17ZM87 130H88V129H87ZM97 130H98V129H97ZM109 130H110V132H111V129H108V128H107L108 135H111V134H109ZM120 130H121V128H120ZM120 130H117V131H118V133L116 132V133L118 134L117 136L120 137V135H121V138H122V136L125 137L126 135H122V134L120 133V132H121ZM123 130H126V129H123ZM123 130H122V131H123ZM136 130H138V128H137ZM150 130H151V129H150ZM167 130H168V129H167ZM193 130H194V129H193ZM195 130H197V128H196ZM7 131H6V133H7ZM24 131H26V130H24ZM27 131H30V130H27ZM79 131H80V130H79ZM79 131H78V132H79ZM82 131H83V130H82ZM82 131H81V132H82ZM103 131H104V130H103ZM103 131H102V132H103ZM114 131H115V129H114ZM114 131H113V132H114ZM119 131H120V132H119ZM132 131H133V130H132ZM151 131H153V129H152ZM155 131H156V130H155ZM159 131H160V129H159ZM159 131L157 130L156 132H159ZM161 131H162V128H161ZM165 131H166V130H165ZM165 131H164V132H165ZM175 131H176V129H175ZM178 131H179V130H178ZM182 131H183V130H182ZM200 131H201V128H200ZM235 131H236V130H235ZM4 132H5V131H4ZM30 132H31V131H30ZM33 132H34V131H33ZM85 132H86V134H87V131H85ZM97 132H98V131H97ZM99 132H100V131H99ZM99 132H98V133H99ZM123 132H124V131H123ZM123 132H122V133H123ZM128 132H129V131H128ZM128 132H127V133H128ZM135 132H137V131H135ZM135 132H130L125 138H122L123 140H125V143H126L127 141L130 142V143H133V142L135 143V140H137V136H138V133L136 134ZM138 132H139V131H138ZM146 132H147V131L144 130V132H142L141 134L139 133V134H140V135H139V136H140V141H138V144H137V148H139V152H138V153H130V152H132V151L129 152L130 154L127 152V154H125V155H123V154L121 155V153H120V156H119V154H118V156H115V157H116L115 159H117V158L127 159V158L141 157V156H143V155L148 154V153H145V151H148L150 147H154V148H156V150H159V151H163V150L165 151V150H166V147H165V146H166L167 144L164 145V144H163V141L161 142V138H160V137H162V136L159 135V136H153V137H151L150 135H147ZM164 132H162V133H164ZM188 132H190V131H188ZM188 132H184V133L187 134ZM212 132H213V131H212ZM0 133H3V132L0 131ZM6 133H5L4 135L7 137V134H6ZM11 133H13V132H11ZM11 133H8V134L10 135ZM23 133H24V132H23ZM74 133H75V132H74ZM88 133H89V138H86V139H89L91 142H90V141H89V142L87 141V142L92 144V139H94L93 136L91 135L92 132H88ZM100 133H101V132H100ZM116 133H115V134H116ZM119 133H120V135H119ZM172 133H173V131H172ZM172 133H171V135H172ZM178 133H179V132H178ZM192 133H193V132H192ZM192 133H190V134H191V135H190L191 137H192ZM210 133H211V132H210ZM221 133H222V131H221ZM221 133H220V135H221ZM226 133H227V132H226ZM226 133H225V134H226ZM15 134H16V132H15ZM80 134H81V133H80ZM94 134H96V133H94ZM102 134H104V133H102ZM124 134H125V132H124ZM159 134H160V133H159ZM228 134H230V133L228 132ZM1 135H2V134H1ZM1 135H0V137L3 136V135H2V136H1ZM16 135H19V136H20V134H16ZM16 135H15V136H16ZM29 135H30V133H29ZM31 135H32V137H35V136H34L35 134H32V132H31ZM76 135H77L76 133L73 134V136H76ZM113 135H114V134H113ZM151 135H152V133H151ZM155 135H156V134H155ZM165 135H166V137H167L168 134H165ZM171 135H170V136H171ZM179 135H180V134H179ZM211 135H213V133H212ZM226 135H227V134H226ZM226 135H223V139H225V141H226V139H228V138L226 137ZM5 136H3V137H5ZM95 136H96V135H95ZM97 136H98V135H97ZM103 136H104V135H102V137H103ZM106 136H107V134H106ZM170 136H169V137H170ZM172 136H173V135H172ZM172 136H171V137H172ZM182 136H183V135H182ZM193 136H194V134H193ZM230 136H231V135H230ZM233 136H234V135H233ZM3 137H2V138H3ZM10 137H11V136H10ZM10 137H9V140H10ZM17 137H18V136H17ZM21 137H22V134H21ZM21 137H20V138H21ZM163 137H164V135H163ZM169 137H167V138L169 139ZM183 137H185V136H183ZM225 137H226V138H225ZM20 138L16 139V141H18ZM28 138H31V136L28 137ZM84 138H85V137H84ZM96 138H97V137H96ZM188 138H189V135H188ZM214 138H215V136H214ZM230 138H231V137H230ZM233 138H234V137H233ZM4 139H6V138H4ZM22 139H23V137H22ZM24 139H25V138H24ZM36 139H37V138H34L33 140H36ZM38 139H39V140H36V141H37V144H38V142L42 139V137L40 136V137H38ZM105 139H106V138H105ZM163 139H164V138H163ZM170 139H172V138H170ZM176 139H177V138H176ZM191 139H192V138H190V140H191ZM194 139H195V138H194ZM196 139H197V138H196ZM235 139H237V138H235ZM9 140H8V141H9ZM11 140H12V139H11ZM13 140H14V139H13ZM28 140H29V139H28ZM28 140L26 139L25 141H27V143H29L30 140H29V141H28ZM44 140H45L44 143L47 144V145L44 144V145H46V148H47L48 144H49V145H53L52 140H50V139L48 140L47 138H46V139L44 138ZM76 140H77V139H76ZM101 140H102V139H101ZM103 140H104V139H103ZM116 140L118 141V139H116ZM120 140H121V139H120ZM164 140H166V139H164ZM25 141H24V142H25ZM36 141H33L32 143L34 144V142H36ZM42 141H43V140H42ZM42 141H41V142H42ZM79 141H80V140H79ZM97 141H100V140L97 139ZM109 141H110V139H109ZM172 141L175 142V140H171V142H172ZM176 141H177V140H176ZM191 141H193V140H191ZM191 141H190V142H191ZM214 141H215V140H214ZM217 141H218V140H217ZM217 141H216V142H217ZM229 141H232V140H229ZM4 142H7V141L4 140ZM11 142H13V144L15 143L14 141H11ZM11 142L9 141L8 143H11ZM85 142H86V141H85ZM85 142H84V143H85ZM87 142H86V143H87ZM112 142H114V140H113ZM174 142H173V144H174ZM196 142H197V140H196ZM207 142H208V141H207ZM238 142H239V141H238ZM245 142H246V141H245ZM30 143H31V142H30ZM32 143H31V144H32ZM82 143H83V142H82ZM86 143H85V144H86ZM109 143H110V142H109ZM165 143H166V142H165ZM193 143H194V142H192V144H193ZM217 143H218V142H217ZM225 143H227V141H226ZM228 143H229V142H228ZM236 143H237V142H235V144H236ZM4 144L6 145V143H4ZM13 144L11 143L10 145H13ZM17 144H18V143H17ZM40 144H43V143H40ZM40 144H39V145H40ZM94 144H95V143H94ZM100 144H102V143H100ZM104 144H105V143H103V144L101 145L102 148H103V145H104ZM113 144H114V143H113ZM119 144H120V142H119ZM121 144H122V143H121ZM121 144H120V145H121ZM123 144H124V143H123ZM127 144H128V146H129V143H126L125 145H127ZM192 144H191V145H192ZM215 144H216V143H215ZM220 144H221V143H220ZM238 144H239V143H238ZM8 145H9V144H8ZM18 145H19V144H18ZM18 145H15V147H17ZM21 145H22V144H21ZM21 145H20V146H21ZM35 145H36V144H34V147H35ZM44 145H42V146H44ZM80 145H81V144H80ZM95 145H97V143H96ZM168 145H169V144H168ZM179 145H180V144H179ZM193 145H194V144H193ZM216 145H217V144H216ZM230 145H231V144H230ZM230 145H229V146H230ZM239 145H241V144H239ZM242 145H243V144H242ZM242 145H241V148L244 147V146H242ZM13 146H14V145H13ZM20 146H19V147H20ZM22 146H23V145H22ZM22 146H21V147H22ZM29 146H30V144H29ZM29 146H28V149H29ZM89 146H90V145H89ZM89 146H88V147H89ZM106 146H107V145H106ZM106 146H105V148H106ZM110 146H111V145H110ZM118 146H119V145H118ZM118 146H116V147H117L116 149L119 148ZM121 146H124V145H121ZM170 146H171V145H170ZM227 146H228V144H227ZM232 146H233V145H232ZM10 147H11V146H10ZM15 147H14V148H15ZM19 147H17V149H18ZM21 147H20V148H21ZM31 147H32V145H31ZM31 147H30V148H31ZM49 147H50V146H49ZM49 147H48V149H49ZM88 147H87V148H88ZM98 147H100V146H99V143H98V145L96 146V148H98ZM111 147H112V146H111ZM125 147H126V146H125ZM134 147H135V146H134ZM173 147H174V146H173ZM173 147H172V148H173ZM222 147H225V146H222ZM236 147H237V146H236ZM236 147H235V146L232 147V148L230 147V149H233V148H236ZM25 148H26V147H25ZM36 148H37V145H36ZM52 148H53V147H52ZM92 148H93V147H92ZM105 148H103V149L105 150ZM112 148H113V147H112ZM112 148H111V150H112ZM114 148H115V147H114ZM181 148H182V147H181ZM193 148H194V147H193ZM226 148H227V147H226ZM241 148H240V150H243L245 147H244L243 149H241ZM12 149H13V148H12ZM17 149L15 148L14 150L16 151ZM23 149H24V148H23ZM23 149H21V150H23ZM42 149H43V148H42ZM94 149H95V147H94ZM100 149H101V148H100ZM108 149H109V148H108ZM119 149H120V148H119ZM122 149L124 150L125 148H122ZM122 149H121V150H122ZM176 149H177V148H176ZM176 149H175V151H176ZM190 149H191V148H190ZM40 150H41V149H40ZM44 150H45V149H44ZM52 150H53V149H52ZM109 150H110V149H109ZM121 150H120V151H121ZM123 150H122V151H123ZM125 150H126V149H125ZM125 150H124V152L126 153ZM129 150H130V149H129ZM172 150H173V149H172ZM195 150H196V148H195ZM233 150H234V149H233ZM237 150H238V148H237ZM30 151H31V150H30ZM34 151H36L37 153L39 152V150H38V151H37V150H34ZM50 151H51V150H50ZM95 151H96V150H95ZM120 151H119V152H120ZM127 151H128V150H127ZM134 151H135V149H134ZM154 151H155V150H154ZM154 151L152 150L151 153L153 154ZM192 151H194V150H192ZM19 152H20V151H19ZM27 152H28V151H27ZM40 152L42 153L43 151L41 150ZM47 152H48V150H47ZM96 152H97V151H96ZM156 152H157V151H156ZM228 152H229V150H228ZM231 152H233V151L231 150ZM239 152H240V151H239ZM37 153H34V155H32L33 153L31 154L32 156H34L33 159L35 158V154H37ZM94 153H95V152L93 151V154H94ZM105 153H106V152H105ZM110 153H111V152H110ZM20 154H21V152H20ZM38 154H39V153H38ZM46 154H47V153H46ZM48 154L51 155V152L48 153ZM97 154H99V152H97ZM115 154H116V153H115ZM163 154H165V152H164ZM163 154H162V156H163ZM166 154L169 155L170 152L167 151ZM182 154H184V153L182 152ZM189 154H190V153H189V151H188V155H189ZM194 154H195V153H194ZM231 154H232V153H231ZM233 154H235V155H233V157L236 156V152H235V153L233 152ZM25 155H27V153H26ZM29 155H30V152H29ZM29 155H28V156H29ZM43 155H44V154H43ZM104 155H105V154H104ZM113 155H114V154H111V157H114ZM184 155L186 156V154H184ZM217 155H218V154H217ZM39 156H40V154H39ZM48 156H49V155H48ZM61 156H62V155H61ZM95 156H97V155H95ZM108 156H110V154H109ZM169 156H170V155H169ZM177 156H178V155H177ZM197 156H198V155H197ZM205 156H207V155H205ZM244 156H245V154H244ZM49 157H50V156H49ZM49 157H48V158H49ZM148 157H149V156H148ZM167 157H168V156H167ZM2 158H3V157H2ZM27 158L29 159V157H27ZM40 158H41V157H40ZM51 158H52V157H51ZM101 158H102V157H101ZM103 158H104V157H103ZM109 158H110V157H109ZM172 158H173V157H172ZM188 158H189V156L187 157V159H188ZM206 158H207V157H206ZM206 158H205V159H202V163H200V164H201L203 167H207L206 169H208V166H209L210 164H209L208 159H206ZM223 158H224V157H223ZM241 158H242V157H241ZM245 158H246V157H245ZM35 159H36V158H35ZM41 159H42V158H41ZM41 159H40V160H41ZM43 159H44V158H43ZM104 159H106V158H104ZM115 159H113V160H115ZM150 159H151V158H150ZM168 159H169V158H168ZM225 159H226V158H225ZM29 160H32V158H30ZM51 161H52V160H51ZM144 161H145V160H144ZM146 161H148V160H146ZM177 161H179V160L177 159ZM244 161H245V160H244ZM244 161H243V162H244ZM246 161H247V160H246ZM37 162H38V159H37ZM37 162H36V163H37ZM48 162H49V161H48ZM168 162H170V161H168ZM171 162H173V161H171ZM175 162H176V161H175ZM179 162H180V161H179ZM184 162H186V161H183V163H184ZM243 162H242V163H243ZM40 163H42V162H39V166H40ZM144 163H146V162H144ZM144 163H143L142 161H138V162H135V163H132V164H121V163H120V164H118V165H119L120 168H127V167H130L131 169H134L136 166H138V167H139V166L142 167L143 165H145ZM150 163H151V161H150ZM160 163H161V162H160ZM162 163H163V162H162ZM177 163H178V162H177ZM180 163H181V162H180ZM213 163H214V162H213ZM242 163H241V164H242ZM244 163H245V162H244ZM37 164H38V163H37ZM166 164H168V163H165V165H166ZM181 164H182V163H181ZM214 164H215V163H214ZM221 164H222V163H221ZM227 164H228V163H227ZM41 165H42V164H41ZM118 165H117V166H118ZM162 165H163V164H162ZM183 165H184V164H183ZM224 165H226V163H225ZM230 165H231V164H230ZM81 166H82V165H81ZM145 166H147V164H146ZM145 166H144V169L146 168ZM156 166H157V165H156ZM163 166H164V165H163ZM185 166H187V165H185ZM195 166H196V165H195ZM219 166H220V165H219ZM157 167H158V166H157ZM183 167H184V166H183ZM187 167H189V166H187ZM212 167H213V166H212ZM51 168H52V167H51ZM83 168H85V167H83ZM83 168H82V169H83ZM215 168H216V167H215ZM219 168H220V167H219ZM219 168H218V170L221 169V168H220V169H219ZM228 168H230V166H229ZM82 169H81V170H82ZM108 169H110V168H108ZM112 169H113V168H112ZM140 169H141V168H140ZM140 169H138V170H140ZM191 169L193 170L194 168L192 167ZM202 169H203V168H202ZM206 169H205V170H206ZM224 169H226V168H224ZM224 169H223V170H224ZM48 170L52 171L50 168H49ZM75 170L77 171L78 168L75 169ZM85 170H87V169H85ZM85 170H83V171L85 172ZM90 170H92V169H90ZM115 170H116V169H115ZM119 170H120V169H119ZM141 170H142V169H141ZM198 170H200V169H198ZM215 170H216V169H215ZM231 170L234 171L235 174L238 173V174L240 175L239 177L243 176L244 173L247 172L245 166H242V167L234 166V167L230 168V170H225V171H231ZM54 171H55V170H54ZM73 171H74V170H73ZM83 171H82V173H83ZM110 171H111V170H110ZM124 171H125V170H124ZM144 171H145V170H142L143 173H144ZM182 171H183V170H182ZM186 171H187V170H186ZM208 171L211 172V169H210V170H207L206 173H208ZM221 171H222V170H221ZM47 172H48V171H47V168H46V169H45V174H47ZM88 172H89V169H88ZM92 172H93V170H92ZM105 172H106V171H105ZM112 172H113V171H112ZM118 172H119V171H117V173H118ZM120 172H121V171H120ZM120 172H119V174H120ZM126 172H128V170H127ZM162 172H163V171H162ZM184 172H185V171H184ZM184 172H183V173H184ZM212 172L215 173L216 171H213V170H212ZM217 172H219V171H217ZM217 172H216V173H217ZM234 172H231V173H234ZM249 172H250V171H249ZM48 173H49V172H48ZM57 173H58V172H57ZM94 173H95V172H93V175H95ZM131 173H132V171H131ZM143 173H142V174H143ZM183 173H182V174H183ZM190 173H191V171H190ZM196 173H199V172H196ZM50 174H51V172H50ZM52 174H54V173H52ZM80 174H81V172H80ZM83 174H85V173H83ZM83 174H82V175H83ZM91 174H92V173H91ZM121 174H123V172H122ZM124 174H125V173H124ZM128 174H129V173H128ZM134 174H135V173H134ZM210 174H211V173H210ZM238 174H237V176H238ZM88 175H89V174H88ZM111 175H112V174H111ZM125 175H127V174H125ZM158 175H159V174H158ZM187 175H188V174H187ZM198 175H199V174H198ZM211 175H212V174H211ZM95 176H96V175H95ZM117 176H118V175H117ZM119 176H120V175H119ZM144 176H145V175H144ZM144 176H143V177H144ZM163 176H164V175H163ZM214 176H215V175H214ZM214 176H213V178H214ZM235 176H236V175H235ZM248 176H249V174H248ZM53 177H54V176H53ZM80 177H81V176H80ZM87 177H88V176H87ZM112 177H113V175H112ZM138 177H139V176H138ZM164 177H165V176H164ZM182 177H183V176H182ZM221 177H222V176H221ZM96 178H97V177H96ZM144 178H146V176H145ZM183 178H184V177H183ZM198 178H199V177H198ZM224 178H225V176H224ZM228 178H229V177H228ZM250 178H251V176H250L249 178L247 177L246 179H249V180H250ZM125 179H126V178H125ZM149 179H150V178H149ZM159 179H160V178H159ZM244 179H245V178H244ZM244 179H242V182H243ZM251 179H253V178H251ZM67 180H68V179H67ZM93 180H94V179H93ZM95 180H96V182L98 181V179H95ZM130 180H131V179H130ZM142 180H143V178H142ZM146 180H148V176H147V179H146ZM88 181H89V180H88ZM99 181H100V180H99ZM99 181H98V182H99ZM158 181L161 182V179L158 180ZM221 181H223V180H221ZM250 181H251V180H250ZM40 182H41V181H40ZM61 182H62V181H61ZM118 182H119V181H118ZM128 182L130 183L129 180H128ZM228 182H229V181H228ZM59 183H60V182H59ZM142 183H143L142 185H144V183H146V182L143 181ZM147 183H148V181H147ZM224 183H225V181H224ZM237 183H238V182H237ZM243 183H245V182H243ZM252 183H253V181H251V184H252ZM40 184H41V183H40ZM100 184H102L101 181H100ZM122 184H123V183H122ZM132 184H133V183H132ZM221 184H223V183H221ZM229 184H230V183H229ZM238 184H239V183H238ZM251 184L249 183L250 186H252ZM59 185H60V184H59ZM102 185H103V184H102ZM129 185H130V184H128V186H129ZM133 185H134V184H133ZM140 185H141V184H140ZM148 185H150V184L148 183ZM165 185H166V184H165ZM226 185H228V184H226ZM234 185H235V184H234ZM234 185H233V183H232L231 186L233 187ZM258 185H259V183H258ZM263 185H264V184H263ZM64 186H65V185H64ZM67 186H68V185H67ZM123 186L126 187L127 184H126V185H123ZM131 186H132V185H130L129 187H131ZM169 186H170V185H169ZM173 186H174V184H173ZM221 186H222V185H221ZM236 186H239V185L236 184ZM236 186H235V187H236ZM46 187H47V186H46ZM48 187H49V186H48ZM96 187H98V186H96ZM101 187H102V186H101ZM104 187H106V186H104ZM129 187H128V188H129ZM211 187H212V186H211ZM252 187H254V186H252ZM255 187H256V185H255ZM262 187H264V186H262ZM137 188H138V187H135V188H133V189H137ZM168 188H170V187H168ZM236 188H237V187H236ZM50 189H51V188H50ZM50 189H49V190H50ZM101 189H103V188H100V190H101ZM124 189H125V188H124ZM130 189L132 190V188H130ZM152 189H153V188H152ZM171 189H172V188H171ZM171 189H170V190H171ZM180 189H182V187L179 188V190H180ZM183 189H184V188H183ZM186 189H188V188H186ZM186 189H185V190H186ZM212 189H213V188H212ZM216 189H217V188H216ZM219 189H220V188H219ZM231 189H232V188H231ZM231 189H230V190H231ZM237 189H238V188H237ZM241 189L243 190V188H241ZM256 189H257V187H256ZM81 190H82V189H80V192H81ZM85 190H86V189H85ZM97 190L99 191V188H98ZM104 190H105V189H104ZM104 190H103V191L101 190V191L104 192ZM138 190H139V188H138L137 190H134V191L138 192ZM140 190H143V189H140ZM170 190H169V191H170ZM234 190H235V188H234ZM238 190H240V189H238ZM98 191H97L98 196H96L97 199H99V196H100V194H99L100 191H99V192H98ZM216 191H218V190H216ZM216 191H215V192H216ZM224 191H225V190H224ZM54 192H56V190H54ZM54 192H53V193H54ZM67 192H68V191H67ZM141 192H142V191H141ZM221 192H222V191H221ZM231 192H233V189H232ZM235 192L238 193V191H236V190H235ZM249 192H250V191H249ZM62 193H63V192H62ZM68 193H69V192H68ZM83 193H84V192H83ZM93 193H94V192H93ZM93 193H92V194H89V195H92V196H93V195H94ZM133 193H134V192H133ZM145 193H146V192H145ZM148 193H149V192H148ZM168 193H169V192H168ZM179 193H180V192H179ZM179 193H176V195L179 194ZM229 193H230V192H229ZM240 193H241V192H240ZM240 193H239V194H240ZM250 193H252V192H250ZM86 194H87V193H86ZM95 194H96V193H95ZM138 194H139V192H138ZM141 194H142V193H141ZM143 194H144V193H143ZM220 194H221V193H220ZM235 194H236V193H235ZM253 194H254V193H252L251 195H253ZM56 195H60V193H59V194H56ZM63 195H64V194H63ZM103 195H104V194H103ZM217 195H219V191H218V194H217ZM221 195H222V194H221ZM221 195H219V196H221ZM223 195H224V194H223ZM228 195H229V194H228ZM231 195H233V194L231 193ZM255 195H256V194H255ZM258 195H259V197H260V194H258ZM68 196H70V195L68 194L67 197H68ZM92 196H91V197H92ZM101 196H102V195H101ZM101 196H100V198H101ZM141 196H143V195H141ZM179 196H180V195H179ZM211 196H212V195H211ZM226 196H227V195H226ZM229 196H230V195H229ZM256 196H257V195H256ZM256 196L254 197V199L256 198ZM263 196H264V195H263ZM43 197H44V196H43ZM52 197H53V196H52ZM61 197H62V196H61ZM63 197H64V196H63ZM63 197H62V198H63ZM96 197L94 196V198H96ZM103 197H105V196H103ZM173 197H175V196H173ZM234 197H235V195H234ZM248 197H249V196H248ZM250 197H251V196H250ZM250 197H249V198H250ZM34 198H35V197H34ZM57 198H58V196H57ZM62 198H61V199H62ZM222 198H223V196H222ZM231 198H232V196H231ZM235 198H236V197H235ZM239 198H240V197H239ZM242 198H243V197H242ZM242 198H240V199H242ZM251 198H253V197H251ZM54 199H55V198H54ZM68 199H69V197H68ZM106 199H107V198H106ZM170 199H171V198H170ZM173 199H174V198H173ZM237 199H238V198L235 199V200H236V203H238L237 201H242V200H243V199H242V200H237ZM256 199L259 200V198H256ZM256 199H255V200H256ZM93 200H96V199H93ZM102 200H105V199L102 198ZM213 200H214V199H213ZM228 200L230 201V199H228ZM228 200H227V201H228ZM260 200H263V199H260ZM260 200H259V201H260ZM20 201H22V200H20ZM64 201H65V200H64ZM105 201H106V200H105ZM197 201H198V200H197ZM221 201H222V200H221ZM224 201L226 202V199H225ZM224 201H223V203H224ZM229 201H228V202H229ZM244 201H246V200H244ZM248 201L250 202V201H253V200H252V199H249ZM256 201H257V200H256ZM256 201H255V202H256ZM259 201H258V202H259ZM18 202H19V201H18ZM95 202H96V204H97V200H96ZM101 202H102V201H101ZM230 202L233 204V201H230ZM230 202H229V203H230ZM246 202H247V201H246ZM249 202H248V203H249ZM23 203H24V200H23ZM25 203H26V201H25ZM68 203H69V202H68ZM99 203H100V201L98 202V205H99ZM160 203H161V202H160ZM231 203L229 204L230 208H231V207H232V209H233V208H234V209L236 208V211H237V208H239V207L236 206V203L234 204L235 206L232 205ZM239 203H240V205H241V204L243 205L244 202H239ZM250 203H253V202H250ZM262 203H263V202L261 201V202L258 203V204H259V205H262V208H263V207H264V205H263L264 203H263V204H262ZM72 204H73V203H72ZM96 204H95V205H96ZM100 204H102V203H100ZM137 204H138V202H137ZM139 204H140V203H139ZM217 204H218V203H217ZM217 204H216V205H217ZM15 205H16V204H15ZM80 205H81V204H80ZM95 205H94V207H93V206H92V207L95 208ZM98 205H96L97 208H98ZM105 205H107L106 202H105ZM143 205H144V204H143ZM145 205H146V203H145ZM145 205H144V206H145ZM224 205H225V204H224ZM226 205H228V204H226ZM237 205H239V204H237ZM240 205H239V206H240ZM242 205H241V206H242ZM246 205H247V203H246ZM252 205H253V204H252ZM256 205H257V203H256ZM256 205H254V206H256ZM68 206H69V205H68ZM82 206H83V203H82ZM100 206H102V205H100ZM100 206H99V207H100ZM141 206H142V205H141ZM148 206H149V205H148ZM162 206H164V204H163ZM241 206H240V207H241ZM249 206H250V205L248 204V207H249ZM43 207H46V206H41V208L38 206V209L40 210V209H42ZM69 207H71V206H69ZM74 207H75V206H74ZM76 207H78V206H76ZM103 207H105L104 204H103ZM156 207H157V206H156ZM245 207H247V206H245ZM248 207H247L246 209H248ZM252 207H253V206H252ZM257 207H258V206H257ZM164 208H165V207H164ZM221 208H223V207H221ZM254 208H256V207H254ZM254 208H253V210H255ZM47 209H48V208H47ZM49 209H50V208H49ZM224 209H225V208H224ZM239 209H240V208H239ZM242 209H245L244 206H242L241 210H242ZM249 209H250V207H249ZM251 209H252V208H251ZM34 210H35V207H34ZM74 210H75V209H74ZM91 210L93 211L92 208H91ZM208 210H209V209H208ZM222 210H223V209H222ZM241 210H240V211H241ZM253 210H252V211H253ZM256 210H257V209H256ZM51 211H52V210H51ZM94 211H95V209H94ZM104 211H105V210H104ZM106 211H107V208H106ZM230 211H231V210H230ZM233 211H234V210H233ZM245 211H250V210H245ZM257 211H258V210H257ZM260 211H261V210H260ZM40 212H41V211H40ZM75 212H76V210H75ZM75 212H74V213H75ZM89 212H90V211H89ZM108 212H109V211H108ZM125 212H126V211H125ZM208 212H210V210H209ZM223 212H224V211H223ZM223 212H222V213H223ZM225 212H227L226 209H225ZM225 212H224V213H225ZM242 212H243V210H242ZM253 212H254V211H253ZM262 212H263V211H262ZM36 213H37V212H36ZM42 213L45 214V211H43ZM42 213H41V214H42ZM74 213H73V214H74ZM83 213H84V212L82 211V215H83ZM96 213H97V212H96ZM105 213H106V212H105ZM187 213H188V212H187ZM234 213H235V212H234ZM234 213H232V214H234ZM236 213H238V212H236ZM236 213H235V214H236ZM244 213H245V212H244ZM248 213H249V212H248ZM250 213H252V212H250ZM250 213H249V214H250ZM8 214H10V217H8V218L12 219V218H11V216H12L11 214H12V213H8ZM44 214H43V215H44ZM49 214H50V212H49ZM70 214H72V213H70ZM93 214H94V213H93ZM108 214H109V213H108ZM108 214H107V216H108ZM121 214H122V213H121ZM124 214L127 215V213H124ZM195 214H196V213H195ZM197 214H198V213H197ZM197 214H196V215H197ZM211 214H212V212H211ZM225 214H229V213H225ZM232 214H230V215H232ZM235 214H234V215H235ZM238 214H239V213H238ZM240 214H241V213H240ZM240 214H239V215H240ZM245 214H246V213H245ZM245 214H244V215H245ZM43 215H42V216H43ZM51 215H52V214H51ZM75 215H76V214H75ZM90 215H91V214H90ZM105 215H106V214H105ZM110 215H111V213H110ZM126 215H124V217H125ZM212 215H213V214H212ZM230 215H227V216H230ZM236 215H237V214H236ZM241 215H242V214H241ZM247 215H248V214H247ZM5 216H6V215H5ZM8 216H9V215H8ZM46 216H47V215H46ZM107 216H106V217H107ZM249 216H250V215H249ZM255 216H258V215L256 214ZM6 217H7V216H6ZM35 217H36V214H35ZM74 217H75V216H74ZM87 217H88V213H87ZM89 217H90V216H89ZM93 217H94V215H93ZM110 217H111V216H110ZM110 217H108V218H110ZM119 217H120V216H119ZM121 217H122V216H121ZM126 217H128V216H126ZM148 217H149V216H148ZM184 217H185V216H184ZM196 217H197V216H196ZM196 217H195V218H196ZM247 217H248V216H247ZM251 217H252V216H251ZM258 217H259V216H258ZM263 217H264V216H263ZM3 218H4V217H3ZM46 218H48V217H46ZM72 218H73V217H72ZM91 218H92V217H90V219H91ZM197 218H198V217H197ZM88 219H89V218H88ZM97 219H98V217H97ZM101 219H102V218H101ZM101 219H100V220H101ZM145 219H146V218H145ZM150 219H151V218H150ZM150 219H149V221H150ZM157 219H158V218H157ZM229 219H230V218H229ZM247 219H248V218H247ZM254 219H255V218H254ZM263 219H264V218H263ZM13 220H14V219H13ZM33 220H34V219H33ZM104 220H105V219H103L102 222H104ZM159 220H160V219H159ZM162 220H163V219H161V221H162ZM171 220H172V219H171ZM196 220H198V219H196ZM196 220H195V221H196ZM218 220H219V219H218ZM240 220H241V219H240ZM248 220H249V219H248ZM248 220H245V222H247ZM256 220H257V219H256ZM1 221H2V220H1ZM9 221H10V220H9ZM15 221H16V220H15ZM15 221H14V222H15ZM38 221H39V220H38ZM106 221H108V220H106ZM152 221H153V220H152ZM185 221H186V220H185ZM230 221H233V220H230ZM235 221H236V220H235ZM235 221H234V222H235ZM242 221H243V219H242ZM249 221H250V220H249ZM257 221H258V220H257ZM41 222H42V221H41ZM54 222H55V221H54ZM96 222L99 223L100 221L97 220ZM102 222H100V223H102ZM110 222L113 223L112 221H110ZM115 222H116V221H115ZM155 222H156V221H155ZM158 222H159V221H158ZM158 222H157V223H158ZM196 222H197V221H196ZM199 222H200V221H199ZM204 222H205V221H204ZM227 222H228V220H227ZM239 222H240V221H239ZM253 222H254V221H253ZM9 223H10V222H9ZM27 223H28V222H27ZM94 223H95V222H94ZM108 223H109V222H108ZM111 223H110V224H111ZM141 223H142V222H141ZM164 223H165V222H164ZM171 223H172V222H171ZM218 223H219V222H218ZM221 223H222V222H221ZM221 223H220V224H221ZM230 223H231V222H230ZM236 223H238V222L236 221ZM243 223H244V222H243ZM3 224H4V222H3ZM10 224H11V223H10ZM34 224H35V223H34ZM143 224H144V223H143ZM143 224H142V225H143ZM158 224H159V223H158ZM172 224H173V223H172ZM172 224H170V225H172ZM189 224H190V223H189ZM196 224H197V223H196ZM198 224H199V223H198ZM206 224H207V223H206ZM212 224H213V223H212ZM220 224H219V225H220ZM226 224H227V223H226ZM238 224H240V223H238ZM248 224H249V223L247 222V223H246V226H244V227H247ZM252 224H254V223H252ZM263 224H264V221H263ZM40 225H42V224H40ZM50 225H51V223H50ZM106 225H107V224H106ZM144 225H146V224H144ZM167 225H168V224H167ZM193 225H194V224H193ZM4 226H5V225H4ZM16 226H17V225H16ZM33 226H34V225H33ZM51 226H53V225H51ZM68 226H69V225H68ZM99 226H100V225H99ZM162 226H163V225H162ZM251 226H252V225H251ZM254 226H259V227L256 228V230H254V232H255V231H262V230H263V229H262V230H258V228L260 229L261 224L258 225V224L256 223V224H254ZM254 226H253V227H254ZM69 227H70V226H69ZM148 227H149V226H148ZM193 227H194V226H193ZM226 227H227L226 229H228L229 226L227 225ZM248 227H249V226H248ZM14 228H17V227H14ZM18 228H19V227H18ZM44 228H45V227H44ZM53 228H54V227H53ZM95 228H96V226H95ZM105 228H106V227H105ZM144 228H145V227H144ZM165 228H167V227H165ZM176 228H177V226H176ZM176 228H175V229H176ZM240 228H241V226H240ZM262 228H264V227H262ZM45 229L47 230V228H45ZM55 229H56V228H55ZM61 229H62V228H61ZM100 229H102V227H101ZM100 229H99V230H100ZM151 229H152V228H151ZM195 229H196V228H195ZM242 229H243V227H242ZM244 229H246V228H244ZM251 229H252V227H251ZM253 229H254V228H253ZM27 230H28V229H27ZM89 230H90V229H89ZM149 230H150V229H149ZM173 230H174V229H173ZM232 230H233V229H232ZM14 231L16 232V229H15ZM18 231H20V230H18ZM18 231H17V232H18ZM29 231H31V230H29ZM67 231H68V229H67ZM67 231H65V232H67ZM94 231H95V230H94ZM147 231H148V230H147ZM152 231H153V230H152ZM152 231H150V232H152ZM211 231H212V230H211ZM229 231H230V230H229ZM247 231H248V230H247ZM251 231H252V230H251ZM263 231H264V230H263ZM263 231H262V232H263ZM4 232H5V231H4ZM15 232H14V233H15ZM47 232H48V230H47ZM49 232H50V230H49ZM52 232H53V231H52ZM57 232H58V231H57ZM77 232H78V231H77ZM95 232H96V231H95ZM230 232H231V231H230ZM252 232H253V231H252ZM254 232H253V233H254ZM43 233H44V232H43ZM45 233H46V232H45ZM45 233H44V234H45ZM53 233H54V232H53ZM67 233H68V232H67ZM67 233H66V234H67ZM80 233H81V232H80ZM85 233H86V232H84V234H85ZM87 233H88V232H87ZM92 233H93V232H92ZM96 233H97V232H96ZM96 233H94L95 236H97ZM145 233H146V232H145ZM152 233H153V232H152ZM196 233H197V232H196ZM204 233H206V232H204ZM223 233H225V232H224V229H223L222 234H220V235H223ZM249 233H250V232H249ZM249 233H247V234H249ZM263 233H264V232H263ZM263 233H262V234H263ZM15 234H16V235H13L12 237H15V236L17 237V236H18L17 233H15ZM18 234H19V233H18ZM31 234H32V233H31ZM31 234H30V235H31ZM34 234H35V233H34ZM34 234H32V235H34ZM49 234H50V233H49ZM64 234H65V233H64ZM64 234H63V236H64ZM75 234H76V233H75ZM78 234H79V233H78ZM94 234H93V235H94ZM101 234H102V233H101ZM150 234H151V233H150ZM153 234H154V233H153ZM155 234H156V233H155ZM155 234H154V235H155ZM157 234H159V237L161 236L160 233H157ZM163 234H165V233H163ZM163 234H162V235H163ZM178 234L180 235V233H178ZM199 234H200V233H199ZM232 234H233V231H232ZM232 234H231V235H232ZM254 234H257V233L255 232ZM60 235H61V234H60ZM144 235H145V234H144ZM147 235H148V234H147ZM227 235H228V234H227ZM239 235H240V234H239ZM260 235H261V232H260L259 236H260ZM40 236H41V235H40ZM43 236H44V235L42 234V237H43ZM66 236H67V235H66ZM78 236H79V235H78ZM80 236H82V235H80ZM85 236L87 237V235H85ZM91 236H92V235H91ZM101 236H102V235H101ZM133 236H134V235H133ZM165 236H166V235H165ZM165 236H164V237H165ZM188 236H189V235H187V237H188ZM218 236H219V235H218ZM228 236H229V235H228ZM228 236H227V237H228ZM241 236H242V235H241ZM254 236L256 237L257 235H254ZM259 236H258V237H259ZM46 237H47V235H46ZM49 237H50V236H49ZM68 237H70V236H68ZM82 237H84V236H82ZM102 237H103V236H102ZM161 237H162V236H161ZM180 237H182V236H180ZM190 237H191V236H190ZM203 237H204V236H203ZM205 237H206V235H205ZM222 237H223V236L220 237L221 239L219 238V239H220L219 241H221V242H223V240H224ZM242 237H243V236H242ZM258 237H257V238H258ZM2 238H4V237H1V240H3ZM52 238H53V237H52ZM64 238H65V237H63V239H64ZM72 238H74V237H72ZM72 238H71V239H72ZM98 238H99V237H98ZM143 238H144V237H143ZM211 238H212V237H211ZM263 238H264V236H263L262 238H260V239L262 240ZM7 239H8V238H7ZM13 239H14V238H13ZM15 239H16V238H15ZM15 239H14V240H15ZM53 239H54V238H53ZM53 239H52V240H53ZM83 239H84V238H83ZM83 239H82V240H83ZM89 239H90V237H89ZM147 239H148V238H147ZM151 239H152V238H151ZM154 239H155V238H154ZM154 239H153V240H154ZM160 239H161V238H160ZM162 239H163V238H162ZM188 239H189V238H188ZM195 239H196V238H195ZM204 239H205V238H204ZM222 239H223V240H222ZM229 239H230V238H229ZM239 239H240V238H239ZM239 239H238V240H239ZM39 240H40V237H39ZM65 240H67V239H65ZM74 240H75V239H74ZM74 240H73V241H74ZM77 240H78V239H77ZM79 240H80V239H79ZM82 240H81V241H82ZM100 240H101V239H100ZM153 240H152V241H153ZM189 240H190V239H189ZM206 240H207V238H206ZM206 240H205V241H206ZM245 240H247V239H245ZM263 240H264V239H263ZM15 241H16V240H15ZM53 241H54V240H53ZM53 241H52V242H53ZM68 241H69V240H68ZM70 241H71V240H70ZM136 241H137V240H136ZM146 241H147V240H146ZM149 241H150V240H149ZM160 241L162 242L163 240H160ZM179 241H180V240H179ZM219 241H218V242H219ZM224 241H225V240H224ZM226 241H227V243H229L228 240H226ZM12 242H13V241H12ZM12 242H11V243H12ZM49 242H50V241H49ZM71 242H72V241H71ZM74 242H75V241H74ZM78 242H79V241H78ZM122 242H123V241H122ZM161 242H160V243H161ZM177 242H178V241L176 240V244H177ZM180 242H181V241H180ZM221 242H220V244H221ZM230 242H231V240H230ZM240 242H241V241H240ZM240 242H239V243H240ZM248 242H250V239L248 240ZM2 243H3V242H1V244H2ZM18 243H21V242H18ZM65 243H66V242H65ZM83 243H84V242H83ZM88 243H89V242H87L86 244H88ZM90 243L92 244V242H90ZM155 243H156V242H155ZM163 243H164V242H163ZM182 243H183V242H182ZM227 243H224V242H223V244H221V245H222V246L224 245L223 247L225 248V247L227 246V245H225V244H227ZM250 243H252V242H250ZM250 243H249V244H250ZM3 244H6L5 241H4ZM8 244H9V243H8ZM8 244H6V245H8ZM14 244H15V243H14ZM66 244H67V243H66ZM70 244H73V243H69V245H70ZM86 244H85V245H86ZM91 244H90V245H91ZM96 244H97V243H96ZM98 244H99V243H98ZM109 244H110V243H109ZM149 244H150V243H149ZM178 244L180 245V243H178ZM203 244H204V243H203ZM205 244H206V243H205ZM253 244H254V243H253ZM74 245H75V244H74ZM78 245H79V244H78ZM78 245H77V246H78ZM90 245H89V246H90ZM103 245H104V244H103ZM156 245H157V244H156ZM162 245H163V244H162ZM214 245H215V244H214ZM254 245H255V244H254ZM256 245H257V244H256ZM256 245H255V246H256ZM259 245H260V244H259ZM259 245H258V246H259ZM0 246H1V245H0ZM67 246H68V245H67ZM70 246H71V245H70ZM83 246H84V245H83ZM83 246H82V248H83ZM89 246H88V248H89ZM157 246H160V245H157ZM164 246H165V243H164ZM164 246H163V247H164ZM173 246H174V245H173ZM228 246H229V245H228ZM238 246L240 247L239 244H238ZM2 247H3V246H1L0 248H2ZM5 247H6V246H4V248H5ZM14 247H16V245H15ZM18 247H20V246L18 245ZM23 247H24V246H23ZM33 247H34V246H33ZM72 247H73V246H72ZM74 247H75V246H74ZM98 247H99V246H98ZM108 247H109V246H108ZM108 247H104L103 249H106V248H108ZM149 247H150V246H149ZM155 247H156V246H155ZM161 247H162V246H161ZM178 247H179V246H178ZM193 247H194V246H193ZM208 247H209V246H208ZM208 247H207V248H208ZM210 247H211V246H210ZM212 247H213V246H212ZM219 247H220V245H219ZM219 247H218V248H219ZM239 247H238V248H239ZM249 247H251V244H250ZM67 248H68V247H67ZM85 248H86V247H85ZM92 248H93V247H92ZM99 248H100V247H99ZM159 248H160V247H159ZM165 248H166V247H165ZM165 248H164V249H165ZM179 248H180V247H179ZM190 248H191V247H190ZM224 248H222V249H224ZM226 248H230V247H226ZM226 248H225V250H227ZM238 248H237V249H238ZM246 248H247V247H246ZM246 248H245V249H246ZM6 249H7V248H6ZM73 249H74V248H73ZM76 249H77V248H76ZM78 249H79V248H78ZM78 249H77V250H78ZM90 249H91V247H90ZM147 249H148V248H147ZM156 249H157V248H156ZM160 249L162 250L163 248H160ZM167 249H168V248H167ZM182 249H183V248H181V250H182ZM191 249H192V248H191ZM194 249H195V247H194ZM212 249H213V248H212ZM215 249H216V248H215ZM237 249H236V250H237ZM253 249H254V248H253ZM258 249H259V251H261V253H264V246H263V245H261ZM12 250H13V249H12ZM17 250H18V249H17ZM17 250H16V251H17ZM23 250H24V249H23ZM32 250L34 251L33 248H32ZM66 250H67V249H66ZM74 250H75V249H74ZM77 250H76V252H77ZM81 250H82V249H81ZM87 250H88V249H87ZM91 250H92V249H91ZM93 250H94V249H93ZM93 250H92V251H93ZM220 250H221V248H220ZM233 250H234V249H233ZM233 250H230V252L233 251ZM236 250H235V251H236ZM247 250H248V249H247ZM6 251H7V250H6ZM8 251H9V250H8ZM10 251H11V250H10ZM30 251H31V250H30ZM36 251H37V250H36ZM49 251H50V250H49ZM70 251L72 252L73 250H70ZM100 251H103V250H100ZM149 251H150V250H149ZM151 251H152V250H151ZM157 251H158V250H157ZM178 251H179V250H178ZM178 251H177V252H178ZM183 251H184V250H182V251L179 252V253H182ZM192 251H193V249H192ZM195 251L197 252V250H195ZM195 251H193V253H195V255H197V256L199 257V253H200L199 249H198V251H199L198 254H196ZM207 251H209V250H207ZM244 251H245V250H244ZM244 251H243V253L245 254ZM53 252H54V251H53ZM93 252H95V251H93ZM98 252H99V251H98ZM104 252L106 253V251H104ZM107 252H108V251H107ZM161 252H162V251H161ZM171 252H172V251H171ZM202 252H203V251H201L200 254L202 255L201 258L203 259V257H204V253L202 254ZM217 252H218V249H217ZM227 252H228V251H227ZM237 252H238L239 255L237 254ZM237 252H235V253L237 254L236 257L241 256V255H240L241 252H240L239 250H237ZM249 252H250V250H248V252H246V253H249ZM22 253H23V252H22ZM48 253H49V252H48ZM66 253H67V252H66ZM72 253H73V252H72ZM86 253H87V252H86ZM89 253H90V252H89ZM89 253H87V255H88ZM91 253H92V252H91ZM95 253H96V252H95ZM167 253H168V252H167ZM175 253H176V252H175ZM187 253H188V252H187ZM187 253H184V255H186ZM193 253H192V256H193ZM215 253H216V251H215ZM253 253H254V251H253ZM5 254H6V253H5ZM8 254H10V253H8ZM13 254H14V253H13ZM15 254H16V253H15ZM18 254H19V253H18ZM23 254H24V253H23ZM31 254H33L32 251H31ZM68 254H69V253H68ZM102 254H103V253H102ZM102 254H101V255H102ZM107 254L110 255L109 253H107ZM130 254H131V253H130ZM249 254H250V253H249ZM249 254H248V255H244V256L252 257V256H250ZM251 254H252V253H251ZM259 254H260V253H258V255H259ZM20 255H21V254H20ZM34 255H35V254H34ZM38 255H39V254H38ZM87 255H86V256H87ZM94 255H96V254H94ZM94 255H93V256H94ZM99 255H100V254H99ZM157 255H158V254H157ZM164 255H165V254H164ZM188 255H189V254H188ZM207 255H208V254H207ZM217 255H218V253H217ZM231 255H232V252H231L229 258H235L233 255H232L233 257H231ZM242 255H243V254H242ZM260 255H261V254H260ZM6 256H7V255H6ZM12 256H13V255H12ZM24 256H25V255H24ZM93 256H92V257H93ZM96 256H97V255H96ZM105 256H107V255H105ZM105 256H104V257H105ZM161 256H162V255H161ZM161 256H160V257H161ZM170 256H171V254H170ZM189 256H190V255H189ZM261 256H262V255H261ZM15 257H16V256H15ZM17 257H18V256H17ZM17 257H16V258H17ZM46 257H47V256H44L43 258H46ZM89 257H90V256H89ZM92 257H91V258H92ZM108 257H109V256H108ZM135 257H136V256H135ZM137 257H138V256H137ZM164 257H165V256H164ZM168 257H169V255H168ZM176 257H178V256H176ZM182 257H184V256H182ZM185 257H186V256H185ZM198 257H197V258H198ZM206 257H208V256H206ZM210 257H211V255H210ZM210 257H209V259H210ZM212 257H214V256H212ZM212 257H211V258H212ZM220 257H221V255H220ZM225 257H227V256H225ZM225 257H224V258H225ZM249 257H248V258H249ZM256 257H258V256H256ZM256 257H255V260H256ZM4 258H5V257H4ZM9 258H10V257H9ZM9 258H8V259H9ZM11 258H12V257H11ZM13 258H14V257H13ZM35 258H37V257L35 256ZM39 258H40V257H38L37 260H38ZM60 258H61V257H60ZM62 258H64V257H62ZM62 258H61L60 260H58V261L60 262V261L62 260ZM102 258H103V257H102ZM110 258H111V257H110ZM117 258H118V257H117ZM166 258H167V257H166ZM170 258H171V257H170ZM172 258H173V257H172ZM174 258H175V257H174ZM221 258H223V257H221ZM242 258L244 259L243 256H242ZM245 258L247 259V257H245ZM64 259H65V258H64ZM104 259H105V258H104ZM106 259H107V258H106ZM106 259H105L103 262H105ZM108 259H109V258H108ZM119 259H120V258H119ZM187 259H188V258H187ZM198 259H199V258H198ZM202 259H201V260H202ZM240 259H241V257H240ZM246 259H245V260H246ZM31 260H32V259H31ZM33 260H34V259H33ZM37 260H35V261H37ZM39 260H40V259H39ZM39 260H38V261H39ZM43 260H44V259H43ZM46 260H47V259H46ZM46 260H45V261H46ZM92 260H94V259H92ZM97 260L100 261L99 259H97ZM196 260H197V259H194V261H196ZM204 260H205V262H208L205 258H204ZM204 260H203V261H204ZM224 260H226V259H224ZM236 260H239V257H238V259H236ZM10 261H11V260H10ZM25 261H26V260H25ZM27 261H28V260H27ZM45 261H44V262H45ZM56 261H57V260H56ZM63 261H64V260H63ZM67 261H69V260H67ZM67 261H66V262H67ZM168 261H171V259L168 260ZM173 261H175V260H173ZM183 261H184V260H183ZM209 261H210V260H209ZM216 261H217V260H216ZM221 261H222V260H221ZM229 261H230V260H229ZM234 261H235V260H234ZM251 261H252V260H251ZM50 262H51V261H50ZM66 262H65V263H66ZM100 262H101V261H100ZM106 262H107V261H106ZM136 262H137V260H136ZM136 262H135V263H136ZM150 262H151V261H150ZM192 262H193V261H192ZM205 262H203V263L205 264ZM240 262H242V260H241ZM246 262H247V261H246ZM260 262H261V261H260ZM260 262H259V263H260ZM1 263H3V262H1ZM40 263H41V262H40ZM47 263H48V262H47ZM60 263H62V262H60ZM87 263H88V262H87ZM92 263H94V262H92ZM117 263H120V262L118 261ZM178 263H180V262H178ZM193 263H194V262H193ZM208 263H210V262H208ZM221 263H222V264H225V263H223V262H221ZM227 263H228V262H227ZM229 263L232 264V263H234V262H232V260H231ZM238 263H239V262H238ZM36 264H37V263H36ZM45 264H46V262H45ZM49 264H50V263H49ZM51 264H53V263L51 262ZM67 264H69V262H68ZM76 264H77V263H76ZM88 264H89V263H88ZM90 264H91V263H90ZM101 264H102V262H101ZM103 264H104V263H103ZM136 264H137V263H136ZM139 264H140V263H139ZM168 264H169V263H168ZM171 264H172V261H171ZM180 264H181V263H180ZM189 264H191V262H190ZM201 264H202V263H201ZM210 264H211V263H210ZM234 264H235V263H234ZM236 264H237V262H236ZM240 264H241V263H240ZM242 264H243V263H242ZM246 264H247V263H246ZM251 264H255V263H251Z\"/></svg>",
    "mask_w": 264,
    "mask_h": 264
}]
</instances>
